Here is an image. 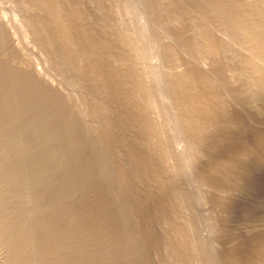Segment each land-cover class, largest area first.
I'll return each mask as SVG.
<instances>
[{"label":"rangeland","instance_id":"rangeland-1","mask_svg":"<svg viewBox=\"0 0 264 264\" xmlns=\"http://www.w3.org/2000/svg\"><path fill=\"white\" fill-rule=\"evenodd\" d=\"M6 1L0 0V4H2V5H0V13L2 15H5V18L9 22L10 26L12 25L11 29H12V31L14 30L13 31L14 33L16 32L15 35H17L16 36L17 40L19 39L20 45L21 46L23 45L22 47L28 46L29 48L32 49V51L34 50V54H31V55H28V53L23 54L21 51L19 52L17 47H14L12 40L8 34V31H6L7 29L4 28V26L0 25V34H1L0 35V49H2V50H0V171H1L0 172V181H1L0 182V219H1L0 220V226H1L0 227V237L1 238L0 239L2 241L5 239L8 250H10L8 252L9 258L7 259L6 262L9 264H19V263L20 264H41V263L42 264H63L64 262H65L64 264H75V263L76 264H79V263L80 264H93V263L94 264H97V263L98 264H177L176 262H178V264H180V263L185 264V262H187V260L185 258H187V257L191 258V255L188 254V251H187L188 246L186 244V241L180 242L178 238H180V236H183L184 238L183 237L182 238L185 239L186 238V235H185L186 232H185L184 227L182 228L183 225L181 226V224L177 222L176 217L174 215L176 214L177 206L179 204L184 205V199L185 198L190 199L189 197H186V194H188L189 196H192V197H195V196H196V198L198 196L200 197V198H198L200 200V201L198 200L199 202L193 198H192V200H196V201L191 202L192 200L190 199L191 204L188 203L189 200L187 201L185 199L186 205L189 204V206H190L192 204H195V205H192L190 207V209H193V210L195 208V210L200 211V210H198V209H200L199 208L200 206L198 204H200V202H202V200L204 202V199H201V195H202V197L205 198L206 202L209 200L211 201V198H212V201H214L216 203L215 204L214 202H212L209 204L210 210L213 211L212 212V215H213L212 219L216 217V219H215L216 221L215 220L213 221L216 224H218L220 221L219 224L221 225V222H223L222 226H224V228L222 226L219 228H218V226H216V228H218L219 230L218 229L215 230L216 228L214 229V231L212 230L213 232H215V234L212 233V231L210 232V227H207V229H205L206 228L205 226L207 225L205 222H207V220L203 219V215L198 216L197 213L201 214L199 212H197L194 215V221L199 223V225H200V221H198L196 219H198V218L201 219V217H202V219L205 220L204 222H202L203 220H201V224H202V225H200V226H202L201 231H203V233H206L209 231L210 233L208 232V233L204 234L206 236L208 235L207 236L208 238H206V236H204V237L206 239H209V241H211V244H215V246H218L217 248H219V247L222 248L221 250H223V251H221L219 248V250L221 251L222 258H224V261L222 260V264H235L236 262H237L236 264H251V263L252 264H264V250H263L264 249V185H263L264 184V174H263L264 173V120H263L264 118L263 119L261 118L263 120L262 121L259 117H257L255 114H253V112L250 113L248 110H246L248 108H245L246 107L245 106V103H246L245 98H248L247 95L249 93L248 88L251 90L252 87H251V84H248L249 82L248 83H247V81L244 82L245 80L242 78L244 76V75H241V73L243 74L242 69L244 67H245L244 69H246V66H243V67H241V66L243 65L242 62L245 63L246 60L242 61L243 59H240V56H241V58L245 57V59L248 58L246 56H249L251 58V56H252L251 54H253L254 57L252 56V59L258 57L257 59L260 61L259 62L260 64H263L261 62L264 61L263 60L264 59V34H262V33H264V31H263V29L260 28V27L264 26V21H262L263 24L261 23V20H264V17L261 16V15H264V14H261V13H264L263 12L264 10L261 12L258 9H256V6H255L256 0H249V1L246 0L247 2L245 0H237V3H236V0H222L223 2L221 0H210V1L209 0H193V2H192V0L191 1L190 0H167V2L165 0L164 1L163 0H153V1L152 0H143V1L141 0L142 2L137 0V3H136L137 5L136 4L133 5L134 3L132 2V0H130L129 3H133L132 5L135 8V9L132 8V14H131V12H130V14L133 16L137 14L135 16V19L133 16H132L133 18L131 16H128L127 19L125 18L126 15L129 13V11L131 10V8H129L130 10H128V7H130V6H128L127 7L128 11L123 10L124 8L122 7V5L124 3H122V2H124V1L121 2V0H115V1L114 0H109V1L108 0H8L7 2ZM138 1H139V3H138ZM195 1H197V2H195ZM127 2H128V0H127ZM134 2H136V1H134ZM163 2H164V4H163ZM129 3H128V5H129ZM142 3L144 6L142 5ZM220 3H223V7H222V4H220ZM246 3H248V4H246ZM7 4H9L10 7ZM13 4H14V6H12ZM238 4H240V5H238ZM243 4L246 5L247 8H246V6L244 7ZM18 5L19 6L21 5L20 8L18 7ZM144 7H147V8H144ZM125 8H126V6H125ZM242 8H243V10H241ZM254 8H255V10H254ZM113 9H115V10H113ZM244 9H246V11ZM142 10H144V11H142ZM225 10H228L230 12L225 11ZM234 10H235V12L236 11L237 12L235 13ZM145 11H147V12H145ZM243 11H245L246 13ZM253 12L254 13L256 12L257 14L255 13V15H254ZM209 13H211V14H209ZM232 13H234V14H232ZM258 13H259V16H258ZM188 14H189V16H188ZM198 14H199V16H198ZM239 14H241V15H239ZM166 15H167V17H166ZM221 15H222V17H221ZM232 15H234L235 17ZM117 17H118V19H116ZM130 17H131V19H130ZM187 18H188V20H187ZM204 18H205V20H203ZM125 19H126V21H125ZM132 19L134 21L133 22L134 24L132 23ZM140 19H142V20L140 21ZM238 19H240V20H238ZM136 20H138V21H136ZM189 20H190V22H188ZM15 21H16V23L14 24ZM128 21L131 22L129 24L132 25L133 27L128 26L129 24L126 27L125 24H127ZM124 22H126V23H124ZM193 22H194V24H193ZM161 23H162V27L168 29V30L165 29L164 32H166V33L168 32L169 34L168 33L167 34L170 35V37L169 36L164 37V35L166 33H164L160 29ZM248 23L250 25H248ZM260 23H261V26L257 25ZM135 24L136 25L138 24L137 27H135L136 26ZM235 24H237V25H235ZM155 25H157V27L159 25L160 27L157 29H154ZM193 25H195V26H193ZM207 25H208V27H206ZM245 25H246V27H245ZM128 27H130V28H128ZM140 27L142 29H144V31ZM243 27H245L248 30H246ZM186 28H188V29H186ZM230 28H233V29H230ZM118 29H120V30H118ZM158 29H160L163 32V35L161 32H160L161 34L158 32V31H160ZM145 30L147 31V34H146ZM156 30H157V32H156ZM250 30H252V31H250ZM140 31H141V33H143V34H141V36L143 35L145 37V39L148 38L147 41L144 39L143 36L141 37L140 35H138V34H140ZM180 31H181V33H180ZM196 31H199V32H196ZM231 31H232V33H231ZM243 31L247 32V33L250 32L249 35H252L251 37H255V34H257V35L259 34L258 35L259 38L256 35V37L258 39L256 37H255L256 39L255 38H253V39L256 40V44L258 43L261 46L260 45L258 46V44H257L256 47L254 48L255 42L251 43V46L253 45L252 46L253 48L250 45L247 46V42H248L247 38H250V37H249V35H247V33L244 34ZM260 31H262V33H260ZM59 32L62 33V35L67 34L66 35L67 39L64 38L65 35H63L64 36L63 37ZM67 32H69V33H67ZM135 32H137V33H135ZM215 32H217V33H215ZM242 32H243L244 36H243ZM241 34H242V36H241ZM161 35H162V37H161ZM192 35L193 36L198 35V36L197 37L194 36V38H193ZM135 36H137V37H135ZM245 36H247V38ZM49 37H50V39H48ZM199 37H201L202 39L200 40ZM241 37H242V39H241ZM243 37H244V39H243ZM120 38H121V40H120ZM159 38H161V39H159ZM168 38H170V39L168 40ZM171 38L175 39V40H173V43H172ZM223 38L225 41L223 40ZM69 40H70V42H69ZM241 40H243V41H241ZM245 40H247L245 42V44H246L248 50L245 47V45L240 44V42L242 43ZM145 41L148 43H146ZM189 41H190V43H189ZM201 41H202V43H201ZM206 41H208L209 44H207L208 42H206ZM22 42H24V43H22ZM219 42L221 45L219 44ZM177 43H178V45H177ZM261 43H263V45ZM145 44H147V45H145ZM201 44H203V45H201ZM121 45H122V47H121ZM150 45H151V47H153V46H154V48L156 47L157 52L155 51V53H154L153 52L154 50L150 47ZM157 45H159V46H157ZM161 45L163 48L161 47ZM214 45H216V46H214ZM241 45H243V48L245 47L247 51L246 50L242 51L243 48L242 49L240 48ZM192 46L194 48H192ZM5 47H7V48H5ZM201 47L202 48L204 47L203 50ZM208 47H210L211 50ZM229 47H230V50H229ZM238 47H239V50H238ZM249 47L252 48V49L251 48L250 49L253 50V52L251 50H249ZM221 48H223V49H221ZM257 48H258V50H257ZM128 49L130 51H128ZM143 49L145 51L147 50L149 54H147V52H145L146 54L143 53L144 52ZM160 49H162V50H160ZM183 49H184V51H183ZM196 49H198V51L200 50V52H203L202 54H204L205 56H208L209 54L211 55V56H208L209 58L206 57L210 61V64H211L210 66L211 67L213 66L209 71L210 73L202 70V68L199 65H198L199 66L198 67L196 63H194V64L192 63L195 61H191V60L189 61L188 60L191 58L193 59L192 55L195 54L194 53L195 51L193 52L192 50H196ZM159 50L161 53L159 52ZM163 50H164V53H163ZM206 50H209V53ZM150 51H152V53ZM211 51L213 52L214 55H212ZM240 51H242V52H240ZM248 51H250V52H248ZM57 52H59V53H57ZM61 52H62V54H61ZM75 52H77V53H75ZM182 52H187V53L190 52L188 54L190 56V58H187V61L185 59L186 57H188L187 53H185L187 56L185 54H184L185 55L184 56V55H181ZM192 52H193V54H192ZM217 52H219V53H217ZM230 52H232L231 54L234 53V55H231ZM6 53L7 54L9 53V54L7 55ZM126 53H128L129 55H131V54L132 55L129 56ZM133 53L135 55H133ZM260 53H261V55H260ZM154 54H156V55H154ZM254 54H256V55H254ZM22 55H24V56H22ZM36 55H38V56L36 57ZM59 55H61V56H59ZM79 55H80V57H77ZM145 55H147V58L150 59L149 60L150 62L152 61L151 64L154 66L153 70L160 68V70H156L160 74V75H158V73H156L158 75V78H161V80H162V82H161V80L159 79L160 85L158 84L159 81H157L158 78L155 77L154 72H156V71L152 70V72L154 74V75L153 74L152 75H153V77H155V80L152 79V77H151L152 75L150 77H148L150 72L148 74H146L147 73L146 71H145L146 73L142 71V69L145 70L144 69L145 67L143 68L142 66H144V64H146V66H147V63H144V62H147V58L145 57ZM148 55H150V56H148ZM174 55H176V56H174ZM262 55H263V57H262ZM8 56H9V59H8ZM143 56L145 57L144 59H143ZM218 56L219 57L221 56V57L219 58ZM163 57H165V58H163ZM237 57H239V58H237ZM260 57L262 58V60ZM232 58L233 59L237 58V61L233 62ZM13 59L15 62L13 61ZM131 59H135L136 61L131 60ZM137 59H138V61H137ZM74 60H76V61H74ZM51 61H52V63L53 62L54 63L51 64ZM133 61H135V62H133ZM139 61L140 62L142 61L143 63L139 65V63H140ZM161 61H162V63H161ZM185 61H186V63H185ZM21 62H23L24 64L26 63L25 64L26 66L28 64H31V65L36 64L40 69L42 68V70L47 72V73L49 70L50 72L48 74H50L49 75L50 78L55 83H57L59 85H60V83H59L60 79L59 78H61L62 75L64 74L63 77L64 76L66 77V79H65V81L67 80L66 83L67 82L70 83L72 80L71 83L74 84L76 82L74 85L77 87L79 85L80 88L79 87L77 88L78 92L76 94H71V92L68 90V87L64 85L65 81L62 77L61 78V80H63L62 87H63L65 93L62 91L61 92L60 91L55 92V89H53V90L49 89L45 84H43L41 81H39V79H37L33 75V73L31 72L32 69H31V67L29 68V65H28V67H25V65L23 64L25 68L21 69V68H23ZM67 62H69V63L67 64ZM74 62H76V63L78 62V63L76 64ZM137 62H138V64H137ZM153 62H154V64H153ZM220 62H221V64H220ZM249 62H250V64H252L251 59ZM123 63H125V64H123ZM240 63H241V65H239ZM116 64H118V65H116ZM187 64H190V65H187ZM250 64L245 63V65H250ZM71 65H72V68H71ZM14 66H15V68H13ZM52 66H53V68H52ZM54 66H55V68H54ZM85 66L87 68H84ZM155 66H157L158 68H156ZM195 66H197V67H195ZM239 66L242 68L241 70H239L240 69ZM119 67H120V69H119ZM176 67H177V69H176ZM186 67H188V68H186ZM225 67H227V68L229 67V70L234 69V70H232V72H236L238 69V71H237L238 75H241L242 77H239V78L237 77L235 79L236 85H234V83H232L230 81V79L224 74L226 72V70H228V69H224ZM263 67L260 66V68L262 69L261 73H263V75H264V68ZM26 68L27 69L29 68L30 71L27 70ZM60 68H62V69H60ZM75 68H77V69H75ZM79 68H81L80 71H79ZM189 69H190V71H189ZM119 70H120V72H119ZM52 71L54 72V74ZM75 71H77V72H75ZM239 71H241V72H239ZM138 72H139V74H138ZM214 72H215V74H214ZM61 73H62V75H61ZM76 73H78V74H76ZM144 73H145V75H144ZM181 73H183V74H181ZM101 74L104 76H102ZM211 74H212V76H211ZM58 75H61V76L58 77ZM67 75H69L70 79L69 78L67 79V77H68ZM76 76H78V77H76ZM17 78H19L22 82H20L19 79L16 81ZM88 78H90V79H88ZM144 78H146V79H144ZM149 78H150V80L151 79L153 80V81L151 80L152 83L154 81H157V84H156L157 86L154 84L156 82H154L151 85ZM227 78H228V80H226ZM28 79H29V82H28ZM82 79L84 80V82ZM190 79H193V80H190ZM238 79L244 80V81L242 80L244 82L243 83L244 86H242L243 84L240 83L241 81H239ZM120 80H121V82H120ZM145 80H146V82H145ZM142 81H144V82H142ZM34 82H36V83H34ZM147 82H149V83H147ZM237 83H239V85ZM246 83H247V85H246ZM240 84H242V85H240ZM38 85H40V88L37 87ZM135 85H136V88H135ZM43 86H45V87L43 88ZM151 86H153V87H151ZM177 86H179V87H177ZM245 86H246V88H245ZM69 87H71V85ZM178 88H179V90H178ZM96 89H97V91H96ZM146 89H147L148 93H145V92H147ZM44 90H46V91H44ZM129 90H131V91H129ZM173 90H174V93H173ZM227 90H229V91L226 93L225 91H227ZM41 91H43V92H41ZM232 91H234V92H232ZM243 91H247L248 93L247 92L243 93ZM260 91L262 93L259 91H257V93L255 92V94H254L255 96L253 95L254 98H256V99H258L259 97H261V99L263 98L264 89L260 90ZM165 92L167 93V95ZM160 93H162V94H160ZM258 93H260L262 95H260ZM31 94H32V96H31ZM146 94H148L149 96ZM205 94H206V96H205ZM239 94H240L241 98L239 97ZM256 94L259 95V96H257L258 98L256 97ZM134 98H135V100H134ZM152 98H153L154 102L160 101L158 103L165 105V106H163V105L161 106V104H159L161 106V109L164 108V113L166 111L169 113L168 114L166 112V114H168L167 116L169 117V118H167L168 123L166 122L167 119H164L165 120L164 124H166L167 127H165L166 125L165 126L162 125L163 123L161 125L159 123H158V125H156L157 124L156 122L154 123L155 120L152 119L153 116L151 115L152 113L150 112L151 110H149L150 107L148 104L149 100ZM103 99H106V100H103ZM126 99H127V102H126ZM144 99H146V100L148 99V101L146 102V100H144ZM212 99H213V101H212ZM261 99L259 98L258 100H261ZM170 100H172V101H170ZM238 100H239V102L241 101L240 104H239ZM262 100L264 101V99H262ZM96 101H97V103H96ZM110 101H112V102H110ZM140 101H142V102H140ZM168 101H169V103H168ZM54 102H56V103H54ZM151 102H152V100H151ZM151 102H149V103L151 104ZM188 102H189V104H187ZM247 102H248V100H247ZM259 102H261V101H259ZM25 103H27V104H25ZM80 103H81V105H80ZM262 103H264V102H262ZM262 103H260L261 106H263ZM51 104H52V106H51ZM71 104H72V106H71ZM61 105H63V106H61ZM188 105H190L189 108H188ZM61 107H62V109H61ZM64 107H65V109H64ZM182 107H184V108H182ZM227 107H228V109H227ZM238 107L240 109L245 108L243 110L244 113L242 112V110L240 112V109ZM247 107H248V105H247ZM54 108L57 110H55ZM104 108L105 109L107 108V109L105 110ZM136 108H138V109H136ZM262 108L263 107H261V109ZM123 111H124V113H123ZM183 111H185V112H183ZM263 111H264V108H263ZM175 112H177L178 114ZM236 112L239 114H237ZM64 113H65V115H64ZM98 113L99 114L101 113V115H99ZM240 113H243V115ZM73 114H74V116H73ZM92 114L93 115L95 114V116H97V117L92 116ZM170 114L172 116L174 115L173 117L175 119ZM179 114H180V116H179ZM39 115H40V117H39ZM210 115H211V117H210ZM250 115L252 117H250ZM113 116H114V118H113ZM170 116L173 118V120H174L173 122H175V123H173V122H172L173 124L170 123L172 121ZM60 117L61 118L63 117V118L61 119ZM83 117H85V118L87 117V119H85ZM90 117H92V118H90ZM245 117H246V119H245ZM20 118H21V120H20ZM55 118H57V119H55ZM95 118H97V119H95ZM257 118H258V120H257ZM25 119H26V121H25ZM48 119H50V120H48ZM83 119H85V120H83ZM92 119L94 120V122ZM169 119H170V122H169ZM180 119H181V121H180ZM247 120L249 122H247ZM69 121H71V123ZM257 121L259 124L256 123ZM29 123H30V125H29ZM82 123H83V125H82ZM94 123L97 125H95ZM99 123L101 126H98ZM127 123H129V124H127ZM144 123L145 124L147 123V124L145 125ZM188 123L191 125H189ZM253 123H255V124H253ZM186 124H187V126H186ZM257 124L260 126V128ZM20 126H22V127H20ZM149 126L151 128H149ZM168 126H171L170 130H168L169 129ZM178 126H179V128H178ZM115 127H117V128H115ZM160 127L161 128L165 127L162 129L163 131L166 129L165 134H168V132L172 131V127H173V129L175 127L174 130L177 131L178 134L176 135V133L174 131L173 132L175 133L174 137H176L177 140L172 141V139L174 138L172 132H171V134L169 133V135L170 136L172 135V136L170 138H168L169 135H166L167 136L166 138L171 139L170 142H172V143L174 142L173 144L175 145L176 151H177V147L179 146L178 145L179 140L181 142H182V140L184 141L187 149H188V147H187L188 144L190 145L189 149L194 144L195 146L193 145V147H194L193 149H194V151H195V149L197 150V152H195V155L193 156L195 158L192 159L193 157L189 158L190 156L188 154L187 155L184 153L182 154V152H184L183 149L185 148V146H183L184 148L181 146V148H183V149L180 148L182 150V152L177 151L178 153H176L175 149H173L174 145L171 144L173 148L171 147L172 151H170V149H169V151L171 154H173L172 152L174 150V155L176 156V157L174 156V158H175L174 163L177 162L178 160L180 162V163L178 162V164L175 163V165L177 164L175 171L178 170L177 172L180 173V175L183 174L182 176H180L178 173H177L178 175H176V173L174 172L176 175L175 180H174L175 176L173 175V177H171V175H172L171 173H170L171 175L169 176V174H168L169 171L168 172L166 171L167 169H165L166 167L164 166L165 162H164L163 156L158 155L159 153H157L155 150L156 146H162V147L168 146L167 150H168V148H170L169 146H171L169 141H167L169 144L167 142H165L166 138L163 137V135H164V134L162 135L163 132L158 133L159 131H162V130H160L161 129ZM242 127L244 129H242ZM255 127H257V128H255ZM43 128L45 131L42 130ZM73 128H74V130H73ZM213 128H215V129H213ZM76 129L78 132L75 131ZM119 129H121V130L119 131ZM155 129L156 130L158 129L157 130L158 132L154 133ZM85 130H88V131H85ZM103 130H105V131H103ZM139 130H140V133H139ZM56 131H57V133H56ZM29 132H31V133H29ZM73 132L74 133L76 132V133L74 134ZM105 132H106V134H104ZM127 132H129V133H127ZM181 133H184V134H181ZM203 133H205V134H203ZM36 134H37V136H36ZM48 134H49V136H48ZM51 134H53L52 137H51ZM193 134H194V136H193ZM224 134H226V135H224ZM46 135L48 136V138ZM179 135L181 137L184 136L183 139L181 138L182 140L180 138H178ZM86 136H87V138H86ZM103 136H104V138H103ZM195 136L197 137V139ZM186 137L188 138V140ZM46 138H47V140H46ZM76 139H77V141H76ZM256 139L257 140L259 139V141H257ZM33 140H35V141H33ZM59 140H60V142H59ZM153 141H155V142L153 143ZM157 141L159 143H156ZM187 142H188V144H187ZM150 143H151V145H150ZM152 143L155 146H153ZM163 143H165V144L163 145ZM198 143H200V144L198 145ZM203 143H205V144H203ZM21 144H23L24 146H22ZM105 144H106V146H105ZM160 144H162V145H160ZM127 145H128V147H127ZM18 146H19V148H18ZM96 148H98L99 150ZM151 148H153V149H151ZM20 149H24V150H20ZM26 149H28V150H26ZM75 149H77L78 152ZM89 149H90V151H89ZM253 149H255L256 151ZM178 150H179V148H178ZM247 150H248V152H247ZM67 151H69V152L67 153ZM92 151H94V152H92ZM169 151H167V152L169 153ZM15 152H16V154H15ZM63 152H65V154ZM185 152H186V150H185ZM199 152H201V153L199 154ZM19 153H21V154H19ZM41 153L43 154V156L41 155ZM73 153H74V155H73ZM196 153H198V156L196 155ZM218 153H220V155ZM221 153H222V155H221ZM49 154H51L50 156L52 158L50 156H48ZM98 154L100 155V158H99ZM176 154L177 155H183L184 157L187 156L186 160H187L188 164H190V165L192 163V160L193 161L195 160L198 163L200 162L199 163L200 165L197 163V165L195 167L194 165L196 163L194 161V163H193L194 165L192 164V166H194L197 169V170L194 169L195 171H200L201 174L205 173V172L212 174L211 176H209V174H206V173L202 174L205 179H207L208 177L210 178V179H207V180H209V182L208 181L204 182L206 180H204V178L201 177L202 175L199 172H198L199 175L195 172L197 174L196 178L194 177V176H196V174L192 175V177H191V175H188L187 173H186L187 175H185L184 170L186 171V168L184 166L187 165L186 164L187 162L186 163L184 162L185 159L183 156L182 157L178 156V158H177ZM22 155H24V156H22ZM59 155L60 156L62 155V156L60 157ZM102 156L104 158H101ZM116 156H118V157H116ZM222 156H224V157H222ZM79 157H81V159ZM133 157H134V160H133ZM179 158L181 159V161H182V159H184L183 162H181ZM176 159H178V160L176 161ZM188 159L191 161L189 162ZM33 160H34V162H33ZM86 160H87V162H86ZM143 160H145V161H143ZM11 161H12V163H11ZM102 161H104V162H102ZM136 161H139L140 163L136 162ZM111 162L113 164H111ZM182 163H183V165L185 164L182 167V169L185 168L183 170L184 173L181 171L179 172V170H182V169H181V166L178 167V165L182 164ZM219 163H221L220 164L221 168L223 167L221 169V170H224V171H222L223 173L221 171L219 172V170H220L219 169V167H220ZM44 164H46V165H44ZM89 164H90V166H89ZM94 164H96L97 166ZM145 164H147V166ZM21 165H23V166H21ZM43 165H44V167H43ZM86 165H87V168H85ZM151 165L154 168H152ZM102 166L104 169L102 168ZM32 167H34V169ZM92 167H93V169H90ZM136 167H138V168H136ZM177 167H178V169H177ZM216 167H218V168H216ZM36 168H37V170H36ZM76 168L78 169V171ZM200 168L201 169L203 168L202 170L205 172H203ZM92 170H94V171H92ZM104 170L107 173H105ZM37 171H38V173H37ZM97 171L99 173H97ZM165 171L167 174L164 173ZM207 171H209V172H207ZM214 171L217 172L216 174H218V175H219V173L220 174L222 173L221 174L222 176L221 175L217 176L215 173H212ZM48 172H49V174H48ZM95 173H96V175H95ZM147 173H148V177H147ZM101 174H103V175H101ZM114 174H115V176H114ZM49 175H50V177H49ZM138 175L139 176L141 175L142 178L138 177ZM184 175L186 177L189 176L190 179L188 177H187L188 179L186 177L183 178ZM204 175L205 176L208 175V176L205 177ZM38 176H39V178H37ZM70 177H71V179H70ZM109 177H111V178H109ZM179 177L182 178L184 181L186 179L187 184H188V180L189 181L195 180L194 182L197 183V186L199 184H201L200 186H203V187L198 189L199 186L197 187L196 184L193 182H192V184L196 190L194 189L193 186L188 185V187H187V185H185L186 181L183 182V180L179 179ZM198 177H199V179H198ZM215 177H216V179H215ZM148 178H149V180H148ZM166 178H168V179H166ZM177 178L179 180H176ZM191 178H195V179H191ZM9 179H10V181H9ZM16 179H17V181H16ZM109 179H111V180H109ZM212 179L215 181V183L218 181L216 183L217 185L213 184L214 181H212ZM202 180H203L204 184L208 183L210 186L208 184H207L208 186L204 185L202 183ZM179 181L181 184L179 183ZM84 182H86V183H84ZM109 182H110V184H109ZM141 182H142V184H141ZM153 182H154V184H153ZM157 182H159L158 184L162 185V186L159 187V185H157L158 186V188H157V186L155 185ZM198 182H200V183L198 184ZM238 182H239V184H238ZM76 183H77V185H76ZM177 183L180 184L179 187L181 185H184V186H181L179 188V187H177L178 185H175ZM231 183H233V184H231ZM32 184H34L36 187H34V185H32ZM2 185H4V186H2ZM142 185H145V186H142ZM212 185L213 186L215 185L214 189H218V190H216V193H218V191H219L220 194L219 193L216 194L215 191H210L213 189ZM224 185H226V186H224ZM25 186H27V187H25ZM124 186H126V187H124ZM148 186H150V187L148 188ZM172 186H174V187H172ZM205 186L210 189L209 190L210 193L205 191L206 189H208V188H204ZM57 187H59V188H57ZM183 187L187 190L181 189ZM211 187H212V189H211ZM221 187H222V189H221ZM160 188L163 191H160ZM188 188L190 189L189 190L190 193H188V192L182 193L183 191H188ZM16 189H18V190H16ZM36 189H38V190H36ZM52 189H54V190H52ZM102 189H103V191H102ZM237 189H239V190H237ZM117 190H119V191H117ZM191 190H195V192L200 191L201 195H198L199 193L196 192L197 195L195 194V196H194V194H192L193 191H191ZM17 191H20V193H18ZM158 191H160V192H158ZM179 191H180V193H179ZM204 191H205V194H204ZM27 193L29 195H26ZM211 193H213V194L215 193V195H213ZM94 194H96V195H94ZM25 195L28 196L29 198L30 197L31 198L29 200L26 199V201H25V198H24ZM162 195H164V196L162 197ZM181 195H182V197H179ZM22 196L24 199H22ZM143 196L145 197V200H144ZM169 196H170V198L167 199ZM219 196H221V197H219ZM217 198H219V199H217ZM131 199H133V200H131ZM170 199H172V200H170ZM152 203L155 205V207ZM249 203H250V205H249ZM45 204H46V206H45ZM118 204H119V206H118ZM131 204H132V206H131ZM211 204L212 205L214 204V206H212ZM64 205H65V207H64ZM193 206H195V207H193ZM260 206H262V207H260ZM13 207H14V209H13ZM172 207H173V209H172ZM4 208H6V209H4ZM15 208H16V210H15ZM35 208H36V210H35ZM169 208L171 209V211ZM146 209H147V211H146ZM227 209H229L230 211ZM41 210H42V212H41ZM143 210H145V211H143ZM249 210H251V211H249ZM13 211H15V212H13ZM78 211H80V212H78ZM117 211H118V213H117ZM233 211H234V213H233ZM157 212L161 213V214L164 213V214H162V216H160L161 214H158ZM194 212H196V211H194ZM76 213H78V214H76ZM140 214H142V215H140ZM165 214H167V215L165 216ZM77 215H78V217L79 216L80 217L78 218ZM222 215H224V216H222ZM159 216L162 217V219L164 217L167 218V222H165L166 221L165 218H164L165 220L162 221V219ZM86 217H87V219H86ZM158 217H159V220L161 219L162 222H160L158 220ZM170 217H171V220H172V218L174 220L172 223L175 224L177 222L176 224L178 226L176 224H175L176 226H173L171 224V220L170 221L168 220ZM195 217H198V218H195ZM221 217H222V219H221ZM146 218H148V219H146ZM217 218H219V219H217ZM39 219H40V222H39ZM63 219H64V221H63ZM150 219H151V221H149ZM258 219H261V220L259 221ZM247 220H249L250 222ZM50 222H52V223H50ZM113 222L115 223V225ZM59 223H60V225H59ZM204 223H205V225L203 226ZM107 224H108V226H107ZM123 224H124V226H123ZM162 224L165 225L166 228H164V226ZM167 224L170 226H166ZM46 225H48V226H46ZM85 225H86V227H85ZM171 226H173V228L169 229V227H171ZM5 228H6V230H4ZM163 228L166 230H164ZM13 229L15 232L13 231ZM127 229H129V230H127ZM174 230H176V231H174ZM178 230H181V231H178ZM204 230H208V231H204ZM49 231H51V232H49ZM216 231L217 232L219 231V232L217 233ZM232 231H234V233ZM65 232H66V234H65ZM165 232L168 233V236L166 235L167 233H165ZM23 233H25V234H23ZM134 233L136 235H133ZM159 233H160V235H159ZM216 233H217V235H216ZM31 234H32V236H31ZM213 234L215 236H212ZM175 235L177 236L178 240L175 239L176 238ZM248 235H249V237H248ZM51 236H52V238H51ZM38 237L40 239H38ZM68 239H70V240H68ZM135 239L137 242L135 241ZM169 240H172V243ZM221 240H223L222 242H224V243H222ZM31 241H33V242H31ZM40 242L44 245H42ZM65 242H67L68 244ZM82 242H84V244ZM102 244L103 245L105 244V245L103 246ZM181 244L184 245L183 247H186L187 249L183 248L181 246ZM46 245H48V246H46ZM92 246L95 248H93ZM42 247H44V248H42ZM261 247H263V248H261ZM112 250L115 252H113ZM77 253H78V255H77ZM159 254H161V255H159ZM178 254H179V256H178ZM182 254H183L184 259L182 258ZM184 254L186 255V257H184ZM68 255H70V256H68ZM223 255H225V256L223 257ZM22 256H24V257H22ZM37 256H39V258ZM177 256L179 258H177ZM226 257H228V258H226ZM16 258H17V260H16ZM80 258L82 260H79ZM190 258L188 260H190ZM83 261H84V263H83ZM7 263H5V264H7ZM188 264H190V262Z\"/></svg>","mask_w":264,"mask_h":264},{"label":"bare ground","instance_id":"bare-ground-1","mask_svg":"<svg viewBox=\"0 0 264 264\" xmlns=\"http://www.w3.org/2000/svg\"><path fill=\"white\" fill-rule=\"evenodd\" d=\"M2 1H3V0H2ZM5 1H6V0H5ZM7 1H8V0H7ZM7 1H6V2H7ZM108 1H109V0H108ZM114 1H115V0H114ZM122 1H124V2H122ZM129 1H130V0H128V2H127V0H121V2L124 3V4L122 5V7L124 8L123 10L126 11L128 6H130V7H128V10H130L129 8H131V10L129 11V13H128V12H127L128 14L126 13V14H127L126 17H125L126 19L128 18V16H131V17L133 16V15H131V14H132V8H134L133 5H135V4L137 3V0H132V2H133L134 4H133V3H129ZM134 1H136V2H134ZM139 1H141V0H139ZM139 1H138V3H139ZM142 1H143V0H142ZM142 1H141V2H142ZM152 1H153V0H152ZM163 1H164V0H163ZM165 1L167 2V0H165ZM190 1H191V0H190ZM209 1H210V0H209ZM221 1H222V0H221ZM245 1H246V0H245ZM248 1H249V0H248ZM154 2H155V1H154ZM169 2H170V1H169ZM186 2H187V1H186ZM192 2H193V0H192ZM195 2H197V1H195ZM219 2H220V1H219ZM222 2H223V1H222ZM246 2H247V1H246ZM255 2H256V4H255L256 9H258L259 11L262 12V11L264 10V0H256ZM255 2H254V3H255ZM4 3H5V2H4ZM8 3H9V2H8ZM11 3H12V2H11ZM128 3H129V5H128ZM143 3H144V2H143ZM143 3H142V5H143ZM157 3H158V2H157ZM199 3H200V2H199ZM236 3H237V0H236ZM236 3H235V4H236ZM250 3H251V2H250ZM117 4H118V3H117ZM117 4H116V5H117ZM132 4H133V5H132ZM144 4H145V3H144ZM160 4H161V3H160ZM163 4H164V2H163ZM220 4H222V7H223V3H220ZM229 4H230V3H229ZM246 4H248V3H246ZM0 5H2V4H0ZM7 5L9 6V4H7ZM41 5H42V4H41ZM124 5L126 6V8H125ZM136 5H137V4H136ZM158 5H159V4H158ZM238 5H240V4H238ZM249 5H250V4H249ZM12 6H14V4H13ZM20 6H21V5H20ZM20 6L18 5L19 8H20ZM22 6H23V5H22ZM117 6H118V5H117ZM143 6H144V5H143ZM163 6H164V5H163ZM177 6H178V5H177ZM192 6H193V5H192ZM198 6H199V5H198ZM201 6H202V5H201ZM219 6H220V5H219ZM224 6H225V5H224ZM229 6H230V5H229ZM229 6H228V7H229ZM243 6L245 7L246 5L243 4ZM255 6H254V7H255ZM9 7H10V6H9ZM25 7H26V6H25ZM118 7H119V6H118ZM194 7H195V6H194ZM199 7H200V6H199ZM228 7H227V8H228ZM144 8H147V7H144ZM160 8H161V7H160ZM160 8H159V9H160ZM164 8H165V7H164ZM210 8H211V7H210ZM237 8H238V7H237ZM246 8H247V6H246ZM250 8H251V7H250ZM24 9H25V8H24ZM119 9H120V8H119ZM134 9H135V8H134ZM136 9H137V8H136ZM157 9H158V8H157ZM170 9H171V8H170ZM196 9H197V8H196ZM204 9H205V8H204ZM216 9H217V8H216ZM216 9H215V10H216ZM25 10H26V9H25ZM109 10H110V9H109ZM113 10H115V9H113ZM128 10H127V11H128ZM139 10H140V9H139ZM145 10H146V9H145ZM154 10H155V9H154ZM163 10H164V9H163ZM171 10H172V9H171ZM194 10H195V9H194ZM221 10H222V9H221ZM230 10H231V9H230ZM241 10H243V8H242ZM244 10L246 11V9H244ZM254 10H255V8H254ZM258 10H257V11H258ZM142 11H144V10H142ZM155 11H156V10H155ZM159 11H160V10H159ZM168 11H169V10H168ZM177 11H178V10H177ZM225 11H228V10H225ZM232 11H233V10H232ZM245 11H243V12H245ZM247 11H248V10H247ZM130 12H131V14H130ZM134 12H135V11H134ZM137 12H138V11H137ZM145 12H147V11H145ZM190 12H191V11H190ZM219 12H220V11H219ZM228 12H230V11H228ZM234 12H235V10H234ZM236 12H237V11H236ZM236 12H235V13H236ZM263 12H264V11H263ZM158 13H159V12H158ZM168 13H169V12H168ZM178 13H179V12H178ZM192 13H193V12H192ZM204 13H205V12H204ZM207 13H208V12H207ZM223 13H224V12H223ZM238 13H239V12H238ZM245 13H246V12H245ZM255 13H256V12H255ZM255 13L253 12L254 15H255ZM111 14H112V13H111ZM145 14H146V13H145ZM155 14H156V13H155ZM190 14H191V13H190ZM196 14H197V13H196ZM209 14H211V13H209ZM229 14H230V13H229ZM232 14H234V13H232ZM250 14H251V13H250ZM250 14H249V15H250ZM256 14H257V13H256ZM261 14H264V13H261ZM136 15H137V14H136ZM136 15L133 16L134 19H135V16H136ZM138 15H139V14H138ZM143 15H144V14H143ZM143 15H142V16H143ZM226 15H227V14H226ZM230 15H231V14H230ZM239 15H241V14H239ZM115 16H116V15H115ZM115 16H114V17H115ZM121 16H122V15H121ZM140 16H141V15H140ZM188 16H189V14H188ZM196 16H197V15H196ZM198 16H199V14H198ZM200 16H201V15H200ZM213 16H214V15H213ZM219 16H220V15H219ZM232 16H234V15H232ZM236 16H237V15H236ZM252 16H253V15H252ZM258 16H259V13H258ZM261 16L264 17V15H261ZM119 17H120V16H119ZM131 17H130V19H131ZM133 17H132V18H133ZM138 17H139V16H138ZM138 17H137V18H138ZM157 17H158V16H157ZM159 17H160V16H159ZM166 17H167V15H166ZM169 17H170V16H169ZM192 17H193V16H192ZM204 17H205V16H204ZM211 17H212V16H211ZM216 17H217V16H216ZM221 17H222V15H221ZM229 17H230V16H229ZM234 17H235V16H234ZM263 17H262V18H263ZM123 18H124V17H123ZM151 18H152V17H151ZM172 18H173V17H172ZM178 18H179V17H178ZM195 18H196V17H195ZM214 18H215V17H214ZM214 18H213V19H214ZM230 18H231V17H230ZM111 19H112V18H111ZM116 19H118V17H117ZM126 19H125V21H126ZM130 19H129V20H130ZM147 19H148V18H147ZM189 19H190V18H189ZM236 19H237V18H236ZM236 19H235V20H236ZM252 19H253V18H252ZM255 19H256V18H255ZM15 20H16V19H15ZM123 20H124V19H123ZM138 20H139V19H138ZM138 20H136V21H138ZM141 20H142V19H140V21H141ZM162 20H163V19H162ZM166 20H167V19H166ZM176 20H177V19H176ZM187 20H188V18H187ZM203 20H205V18H204ZM215 20H216V19H215ZM238 20H240V19H238ZM248 20H249V19H248ZM256 20H257V19H256ZM9 21H10V20H9ZM28 21H29V20H28ZM130 21H131V20H130ZM148 21H149V20H148ZM174 21H175V20H174ZM180 21H181V20H180ZM183 21H184V20H183ZM192 21H193V20H192ZM195 21H196V20H195ZM207 21H208V20H207ZM221 21H222V20H221ZM262 21H264V20H261V23H262ZM11 22H12V21H11ZM118 22H119V21H118ZM133 22H134V21H133V19H132V23H133ZM160 22H161V21H160ZM168 22H169V21H168ZM181 22H182V21H181ZM188 22H190V20H189ZM15 23H16V21L14 22V24H15ZM29 23H30V22H29ZM124 23H126V22H124ZM124 23H123V24H124ZM129 23H131V22L128 21V23L125 24L126 27H127V25H128ZM137 23H138V22H137ZM142 23H143V22H142ZM164 23H165V22H164ZM238 23H239V22H238ZM261 23H260V24H257V25L261 26ZM19 24H20V23H19ZM119 24H120V23H119ZM121 24H122V23H121ZM133 24H134V23H133ZM139 24H140V23H139ZM157 24H158V23H157ZM193 24H194V22H193ZM195 24H196V23H195ZM202 24H203V23H202ZM242 24H243V23H242ZM245 24H246V23H245ZM254 24H255V23H254ZM262 24H263V23H262ZM0 25H1V26H4V28L7 29L6 31H8V34H9L11 40H12V43H13L14 47H17V49H18L19 52L21 51L23 54H25V53L27 54V53H28V55L34 54V50L32 51V49L29 48L27 45H26L27 47H22L23 45H22V46L20 45V43H19V39L17 40V37H16L17 35H15L16 32L14 33V32H13L14 30L12 31V29H11V26H12V25L10 26L9 22H8V21L6 20V18H5V15H2L1 13H0ZM135 25H136V24H135ZM137 25H138V24H137ZM137 25H136L135 27H137ZM159 25H160V24H159ZM159 25H158V27H157V25H155V26H154V27H155L154 29H157V28H159V27L161 26L160 29H161L163 32H164L165 29L168 30L167 28L162 27V23H161L160 26H159ZM172 25H173V24H172ZM176 25H177V24H176ZM176 25H175V26H176ZM189 25H190V24H189ZM200 25H201V24H200ZM200 25H199V26H200ZM221 25H222V24H221ZM235 25H237V24H235ZM243 25H244V24H243ZM248 25H250V24L248 23ZM13 26H14V25H13ZM117 26H118V25H117ZM119 26H120V25H119ZM122 26H123V25H122ZM128 26H132V25L129 24ZM141 26H142V25H141ZM163 26H164V25H163ZM173 26H174V25H173ZM193 26H195V25H193ZM213 26H214V25H213ZM218 26H219V25H218ZM222 26H223V25H222ZM229 26H230V25H229ZM241 26H242V25H241ZM132 27H133V26H132ZM146 27H147V26H146ZM152 27H153V26H152ZM168 27H169V26H168ZM206 27H208V25H207ZM236 27H237V26H236ZM236 27H235V28H236ZM239 27H240V26H239ZM245 27H246V25H245ZM245 27H243V28H245ZM255 27H256V26H255ZM14 28H15V27H14ZM17 28H18V27H17ZM128 28H130V27H128ZM140 28H141V27H140ZM176 28H177V27H176ZM194 28H195V27H194ZM194 28H193V29H194ZM250 28H251V27H250ZM253 28H254V27H253ZM260 28L263 29V31H264V26H263V27H260ZM61 29H62V28H61ZM66 29H67V28H66ZM122 29H123V28H122ZM133 29H134V28H133ZM137 29H138V28H137ZM137 29H136V30H137ZM141 29H142V28H141ZM154 29H153V30H154ZM160 29H158V30H160ZM186 29H188V28H186ZM207 29H208V28H207ZM230 29H233V28H230ZM239 29H240V28H239ZM245 29H246V28H245ZM118 30H120V29H118ZM128 30H129V29H128ZM142 30L144 31V29H142ZM161 30L158 31V32H159V33L161 32L162 35H163V32H162ZM171 30H172V29H171ZM184 30H185V29H184ZM196 30H197V29H196ZM203 30H204V29H203ZM246 30H248V29H246ZM3 31H4V30H3ZM130 31H131V30H130ZM130 31H129V32H130ZM145 31H146V30H145ZM200 31H201V30H200ZM208 31H209V30H208ZM221 31H222V30H221ZM244 31H245V30H244ZM244 31H243V32H244ZM250 31H252V30H250ZM17 32H18V31H17ZM60 32H61V31H60ZM60 32H59V33H60ZM137 32H138V31H137ZM137 32H135V33H137ZM156 32H157V30H156ZM192 32H193V31H192ZM196 32H199V31H196ZM204 32H205V31H204ZM234 32H235V31H234ZM239 32H240V31H239ZM243 32H242V34H243ZM18 33H19V32H18ZM67 33H69V32H67ZM122 33H123V32H122ZM133 33H134V32H133ZM161 33H160V34H161ZM164 33H166V32H164ZM167 33H168V32H167ZM167 33H166V34H167ZM175 33H176V32H175ZM175 33H174V34H175ZM180 33H181V31H180ZM215 33H217V32H215ZM223 33H224V32H223ZM231 33H232V31H231ZM236 33H237V32H236ZM246 33H247V32H244V34H246ZM260 33H262V31H260ZM20 34H21V33H20ZM60 34L62 35V33H60ZM130 34H131V33H130ZM141 34H143V33H141V31H140V34H138V35L141 36ZM146 34H147V31H146ZM155 34H156V33H155ZM166 34L164 35V37H166V36H169V37H170V35H168L169 33H168L167 35H166ZM171 34H172V33H171ZM199 34H200V33H199ZM242 34H241V36H242ZM244 34H243V36H244ZM249 34H250V32L247 33V35H249ZM262 34H264V33H262ZM0 35H1V34H0ZM4 35H5V34H4ZM47 35H48V34H47ZM63 35H65V34H63ZM63 35H62V36H63ZM66 35H67V34H66ZM66 35H65V37H64V36H63V37L66 38ZM69 35H70V34H69ZM133 35H134V34H133ZM138 35H137V36H138ZM162 35H161V37H162ZM187 35H188V34H187ZM189 35H190V34H189ZM217 35H218V34H217ZM232 35H233V34H232ZM256 35H257V34H255V37H256ZM258 35H259V34H258ZM258 35H257V37L259 38ZM21 36H22V35H21ZM23 36H24V35H23ZM25 36H26V35H25ZM126 36H127V35H126ZM137 36H135V37H137ZM140 36H139V37H140ZM142 36H143V35H142ZM142 36H141V37H142ZM155 36H156V35H155ZM157 36H158V35H157ZM176 36H177V35H176ZM194 36H196V35H194ZM194 36L192 35L193 38H194ZM197 36H198V35H197ZM197 36H196V37H197ZM251 36H252V35H249L250 38H247V36H245V37L248 39L247 46H249V45L251 46V43L255 42V46H254V48H255L256 45L258 44V43L256 44V40H255L257 37L255 38V37H251ZM19 37H20V36H19ZM60 37H61V36H60ZM143 37H144V36H143ZM159 37H160V36H159ZM188 37H189V36H188ZM190 37H191V36H190ZM206 37H207V36H206ZM232 37H233V36H232ZM239 37H240V36H239ZM239 37H238V38H239ZM45 38H46V37H45ZM68 38H69V37H68ZM126 38H127V37H126ZM212 38H213V37H212ZM214 38H215V37H214ZM246 38H245V39H246ZM253 38H255V39H253ZM258 38H257V39H258ZM1 39H2V38H1ZM23 39H24V38H23ZM48 39H50V37H49ZM62 39H63V38H62ZM66 39H67V38H66ZM142 39H143V38H142ZM144 39H145V37H144ZM147 39H148V38H147ZM147 39H145V40L147 41ZM159 39H161V38H159ZM169 39H170V38H168V40H169ZM199 39L201 40L202 38L199 37ZM215 39H216V38H215ZM235 39H236V38H235ZM241 39H242V37H241ZM243 39H244V37H243ZM11 40H10V41H11ZM120 40H121V38H120ZM157 40H158V39H157ZM171 40H172V43H173V40H175V39H172V38H171ZM187 40H188V39H187ZM192 40H193V39H192ZM194 40H195V39H194ZM205 40H206V39H205ZM223 40H224V38H223ZM45 41H46V40H45ZM64 41H65V40H64ZM67 41H68V40H67ZM135 41H136V40H135ZM143 41H144V40H143ZM146 41H145V42H146ZM149 41H150V40H149ZM151 41H152V40H151ZM158 41H159V40H158ZM216 41H217V40H216ZM224 41H225V40H224ZM238 41H239V40H238ZM241 41H243V40H241ZM246 41H247V40H245V41L242 42V43L240 42V44L245 45V47L247 48V46H246V44H245ZM69 42H70V40H69ZM119 42H120V41H119ZM145 42H144V43H145ZM175 42H176V41H175ZM198 42H199V41H198ZM198 42H197V43H198ZM206 42H208V41H206ZM231 42H232V41H231ZM257 42H258V41H257ZM261 42H262V41H261ZM22 43H24V42H22ZM25 43H26V42H25ZM48 43H49V42H48ZM64 43H65V42H64ZM121 43H122V42H121ZM135 43H136V42H135ZM146 43H148V42H146ZM189 43H190V41H189ZM195 43H196V42H195ZM201 43H202V41H201ZM211 43H212V42H211ZM215 43H216V42H215ZM228 43H229V42H228ZM67 44H68V43H67ZM70 44H71V43H70ZM150 44H151V43H150ZM158 44H159V43H158ZM207 44H209V42H208ZM219 44H220V42H219ZM231 44H232V43H231ZM261 44L263 45V43H261ZM68 45H69V44H68ZM145 45H147V44H145ZM167 45H168V44H167ZM167 45H166V46H167ZM177 45H178V43H177ZM182 45H183V44H182ZM182 45H181V46H182ZM190 45H191V44H190ZM190 45H189V46H190ZM201 45H203V44H201ZM220 45H221V44H220ZM229 45H230V44H229ZM243 45H241V47H240L241 49L243 48ZM259 45H260V44H258V46H259ZM4 46H5V45H4ZM9 46H10V45H9ZM132 46H133V45H132ZM137 46H138V45H137ZM142 46H143V45H142ZM157 46H159V45H157ZM170 46H171V45H170ZM175 46H176V45H175ZM199 46H200V45H199ZM207 46H208V45H207ZM207 46H206V47H207ZM212 46H213V45H212ZM214 46H216V45H214ZM252 46H253V45H252ZM252 46H251V47H252ZM258 46H257V47H258ZM260 46H261V45H260ZM2 47H3V46H2ZM11 47H12V46H11ZM68 47H69V46H68ZM121 47H122V45H121ZM150 47H151V45H150ZM161 47H162V45H161ZM161 47H160V48H161ZM222 47H223V46H222ZM233 47H234V46H233ZM245 47H244V48H245ZM251 47H249V50H251V49L253 48V47H252V48H251ZM5 48H7V47H5ZM140 48H141V47H140ZM145 48H146V47H145ZM145 48H144V49H145ZM151 48L154 50V51L152 50L154 53H155V51L157 52L156 47L154 48V46H153V47H151ZM162 48H163V47H162ZM175 48H176V47H175ZM177 48H178V47H177ZM188 48H189V47H188ZM192 48H194V47L192 46ZM201 48H202V47H201ZM203 48H204V47H203ZM203 48H202V50H203ZM208 48H210V47H208ZM214 48H215V47H214ZM227 48H228V47H227ZM244 48L242 49V51H243V50H246V48H245V49H244ZM250 48H251V49H250ZM261 48H262V47H261ZM8 49H9V48H8ZM19 49H20V50H19ZM137 49H138V48H137ZM144 49H143V50H144ZM146 49H147V48H146ZM155 49H156V50H155ZM170 49H171V48H170ZM178 49H179V48H178ZM221 49H223V48H221ZM0 50H2V49H0ZM14 50H15V49H14ZM126 50H127V49H126ZM133 50H134V49H133ZM138 50H139V49H138ZM141 50H142V49H141ZM141 50H140V51H141ZM149 50H150V49H149ZM160 50H162V49H160ZM160 50H159V52H160ZM164 50H165V49H164ZM164 50H163V53H164ZM171 50H172V49H171ZM210 50H211V48H210ZM229 50H230V47H229ZM234 50H235V49H234ZM238 50H239V47H238ZM247 50H248V48H247ZM247 50H246V51H247ZM257 50H258V48H257ZM5 51H6V50H5ZM8 51H9V50H8ZM67 51H68V50H67ZM128 51H130V50L128 49ZM128 51H127V52H128ZM152 51H150V52L152 53ZM166 51H167V50H166ZM179 51H180V50H179ZM183 51H184V49H183ZM185 51H186V50H185ZM192 51H193V52L195 51V52H194L195 54H193V52H192V54H193V55H192V56H193V59L191 58V59H188V60H189V61H190V60H191V61H195V62H192V63H193V64L196 63L197 66L199 65V66L202 68V70H204L205 72L210 73L209 71H210V69H211L213 66H212V67L210 66V65H211V64H210V61H209V59H207V58H209L208 56H211V55L209 54L208 56H205L204 54H202L203 52H200V50L198 51V49H196V50H192ZM206 51H208V53H209V50H206ZM206 51H205V52H206ZM242 51H240V52H242ZM251 51L253 52V50H251ZM254 51H255V50H254ZM259 51H260V50H259ZM68 52H69V51H68ZM124 52H125V51H124ZM134 52H135V51H134ZM145 52H147V54H149L147 50H146V51L144 50L143 53H145ZM211 52H212V51H211ZM244 52H245V51H244ZM248 52H250V51H248ZM248 52H247V53H248ZM260 52H261V51H260ZM11 53H12V52H11ZM13 53H14V52H13ZM57 53H59V52H57ZM63 53H64V52H63ZM70 53H71V52H70ZM70 53H69V54H70ZM75 53H77V52H75ZM129 53H130V52H129ZM135 53H136V52H135ZM160 53H161V52H160ZM160 53H159V54H160ZM182 53H183V54H182ZM182 53H181V55H184V54L187 53V52H182ZM189 53H190V52H189ZM189 53H187V55H188ZM217 53H219V52H217ZM225 53H226V52H225ZM231 53H232V52H230V54H231ZM235 53H236V52H235ZM6 54H7V53H6ZM8 54H9V53H8ZM8 54H7V55H8ZM61 54H62V52H61ZM64 54H65V53H64ZM126 54H128V53H126ZM145 54H146V53H145ZM165 54H166V53H165ZM165 54H164V55H165ZM172 54H173V53H172ZM215 54H216V53H215ZM237 54H238V53H237ZM258 54H259V53H258ZM4 55H5V54H4ZM39 55H40V54H39ZM71 55H72V54H71ZM128 55H129V54H128ZM131 55H132V54H131ZM131 55H129V56H131ZM133 55H135V54L133 53ZM154 55H156V54H154ZM162 55H163V54H162ZM185 55H186V54H185ZM185 55H184V56H185ZM187 55H186V56H187ZM212 55H214L213 52H212ZM231 55H234V53L231 54ZM251 55L253 56V54H251ZM254 55H256V54H254ZM260 55H261V53H260ZM260 55H259V56H260ZM22 56H24V55H22ZM37 56H38V55H36V57H37ZM59 56H61V55H59ZM82 56H83V55H82ZM125 56H126V55H125ZM148 56H150V55H148ZM174 56H176V55H174ZM174 56H173V57H174ZM194 56H195V57H194ZM226 56H227V55H226ZM252 56H251V58H250L249 56H246V57L249 58V59L247 58L248 60L245 59V57H244V58H241V56H240V59H243L242 61H245V60H246L245 63L250 64V62H249L250 59H251V63H252V64H250V65H245V63H243V62L241 61L242 64H243L241 67L246 66V69H244L245 67L242 69V68L239 66V67H240L239 70L242 69L243 74L241 73V75H244L243 77H242L241 75H238V72H237L238 69H237L236 72H232V70H234V69H230V70H231V71H230V70H229V67H228V68H227V67L224 68V69H228V70H226V72H225L224 74L230 79V81H231L232 83H234V85H236V81H235V79H236L237 77H238V78H239V77H242V78L245 80V81H244V80L242 79L244 82L247 81V83L249 82L248 84H251L252 89L250 90V89L248 88L249 91L247 90L249 93H248L247 91H243V93H244V92H247V93H248V95H247L248 98H245L246 103L244 102V103H245V106H246L245 108H248V109H246V110H248L250 113L253 112V114H255L257 117H259L260 119H261V118L263 119V118H264V111H263L264 103H262V102H264V101H263L262 99H264V95H263V98H262V99H261V97H259L261 100H258L259 98H258L257 96H259V95L256 94V97L258 98V99H256V98H254V96H255L254 94H255V92L257 93V91L261 92L260 90H263V89H264V75H263V73H261V70H262V69L260 68V66H262V67L264 66V65H263V64H264V61L261 62V63H263V64H260V63H259L260 61L257 59L258 57L252 59ZM11 57H12V56H11ZM73 57H74V56H73ZM77 57H80V55L77 56ZM89 57H90V56H89ZM121 57H122V56H121ZM134 57H135V56H134ZM145 57L147 58V55H145ZM145 57L143 56V59H144ZM206 57H207V58H206ZM218 57H219V56H218ZM220 57H221V56H220ZM220 57H219V58H220ZM253 57H254V56H253ZM262 57H263V55H262ZM17 58H18V57H17ZM64 58H65V57H64ZM128 58H129V57H128ZM154 58H155V57H154ZM163 58H165V57H163ZM167 58H168V57H167ZM170 58H171V57H170ZM184 58H185V57H184ZM187 58H190V56L188 55V57L185 58L186 61H187ZM237 58H239V57H237ZM237 58H236V59H233V58H232V59H233V62H236V61H237ZM260 58H261V57H260ZM260 58H259V59H260ZM1 59H2V58H1ZM8 59H9V56H8ZM49 59H50V58H49ZM60 59H61V58H60ZM82 59H83V58H82ZM82 59H81V60H82ZM91 59H92V58H91ZM168 59H169V58H168ZM185 59H184V60H185ZM256 59H257V60H256ZM18 60H19V59H18ZM66 60H67V59H66ZM131 60H135V59H131ZM149 60H150V59L147 58V62H144V63H147V66H146V64H144V66L141 65L143 68L145 67V68H144L145 70L142 69L143 72L146 71V72H147V73L145 72L146 74H148V73L150 72V74L148 75V77H150V76L153 74L152 70L154 69V66L151 64L152 61L150 62ZM213 60H214V59H213ZM221 60H222V59H221ZM224 60H225V59H224ZM226 60H227V59H226ZM261 60H262V58H261ZM263 60H264V59H263ZM1 61H2V60H1ZM13 61H14V59H13ZM67 61H68V60H67ZM70 61H71V60H70ZM72 61H73V60H72ZM74 61H76V60H74ZM126 61H127V60H126ZM135 61H136V60H135ZM135 61H133V62H135ZM137 61H138V59H137ZM142 61H143V60H142ZM142 61H141V62L139 61V62H140L139 65L143 63ZM186 61H185V63H186ZM222 61H223V60H222ZM222 61H221V62H222ZM239 61H240V60H239ZM247 61H248L249 63H248ZM3 62H4V61H3ZM14 62H15V61H14ZM59 62H60V61H59ZM65 62H66V61H65ZM123 62H124V61H123ZM213 62H214V61H213ZM218 62H219V61H218ZM221 62H220V64H221ZM233 62H232V63H233ZM21 63H22V67H23V68H21V69H24L25 67H28V65H29V68L31 67V69H32L31 72L33 73V75H34L37 79H39V81H41L43 84H45L49 89H52V90L55 89V92H56V91H60V92L62 91V92L65 93V91H64V89H63V87H62V84H63L62 82H63V80H61V78L63 77L64 74L62 75V73H61L62 77L59 78L60 80L58 79V80L60 81V82H59L60 85H61V86H60L59 84L55 83V82L50 78V76H49L50 74H48V73L50 72L49 70H48V73H47V72L43 71L42 68L40 69L36 64H33V65L28 64V65L26 66V65H25L26 63H25V64H24L23 62H21ZM36 63H37V62H36ZM39 63H40V62H39ZM42 63H43V62H42ZM53 63H54V62H53ZM53 63H52V61H51V64H53ZM68 63H69V62H67V64H68ZM74 63H76V62H74ZM77 63H78V62H77ZM77 63H76V64H77ZM121 63H122V62H121ZM127 63H128V62H127ZM161 63H162V61H161ZM211 63H212V62H211ZM6 64H7V63H6ZM15 64H16V63H15ZM23 64L25 65V67H24ZM51 64H50V65H51ZM60 64H61V63H60ZM123 64H125V63H123ZM137 64H138V62H137ZM137 64H136V65H137ZM153 64H154V62H153ZM175 64H176V63H175ZM196 64H195V65H196ZM212 64H213V63H212ZM233 64H234V63H233ZM61 65H62V64H61ZM116 65H118V64H116ZM116 65H115V66H116ZM121 65H122V64H121ZM136 65H135V66H136ZM176 65H177V64H176ZM184 65H185V64H184ZM187 65H190V64H187ZM239 65H241V63H240ZM9 66H10V65H9ZM15 66H16V65H15ZM15 66H14L13 68H15ZM56 66H57V65H56ZM65 66H66V65H65ZM76 66H77V65H76ZM123 66H124V65H123ZM170 66H171V65H170ZM197 66H195V67H197ZM199 66H198V67H199ZM19 67H20V66H19ZM50 67H51V66H50ZM78 67H79V66H78ZM80 67H81V66H80ZM82 67H83V66H82ZM121 67H122V66H121ZM155 67L158 68L157 66H155ZM160 67H161V66H160ZM184 67H185V66H184ZM191 67H192V66H191ZM219 67H220V66H219ZM234 67H235V66H234ZM29 68H28V69L26 68V69L29 70ZM47 68H48V67H47ZM52 68H53V66H52ZM54 68H55V66H54ZM71 68H72V65H71ZM84 68H87V67L85 66ZM125 68H126V67H125ZM125 68H124V69H125ZM134 68H135V67H134ZM137 68H138V67H137ZM170 68H171V67H170ZM186 68H188V67H186ZM263 68H264V67H263ZM19 69H20V68H19ZM50 69H51V68H50ZM57 69H58V68H57ZM60 69H62V68H60ZM65 69H66V68H65ZM75 69H77V68H75ZM80 69H81V68H79V71H80ZM119 69H120V67H119ZM176 69H177V67H176ZM235 69H236V68H235ZM51 70H52V69H51ZM89 70H90V69H89ZM136 70H137V69H136ZM136 70H135V71H136ZM138 70H139V69H138ZM156 70H160V68H159V69H155V70H153V71H156ZM164 70H165V69H164ZM200 70H201V69H200ZM29 71H30V70H29ZM77 71H78V70H77ZM77 71H75V72H77ZM121 71H122V70H121ZM125 71H126V70H125ZM139 71H140V70H139ZM173 71H174V70H173ZM189 71H190V69H189ZM189 71H188V72H189ZM223 71H224V70H223ZM23 72H24V71H23ZM52 72H53V71H52ZM75 72H74V73H75ZM84 72H85V71H84ZM119 72H120V70H119ZM151 72H152V73H151ZM169 72H170V71H169ZM175 72H176V71H175ZM239 72H241V71H239ZM80 73H81V72H80ZM145 73H144V75H145ZM154 73H155V77L158 78V75H160L159 72L156 71V72H154ZM156 73H158V75H157ZM184 73H185V72H184ZM197 73H198V72H197ZM208 73H207V74H208ZM236 73H237V74H236ZM21 74H22V73H21ZM51 74H52V73H51ZM53 74H54V72H53ZM65 74H66V73H65ZM76 74H78V73H76ZM84 74H85V73H84ZM124 74H125V73H124ZM136 74H137V73H136ZM138 74H139V72H138ZM181 74H183V73H181ZM202 74H203V73H202ZM214 74H215V72H214ZM61 75H58V77L61 76ZM101 75H102V74H101ZM153 75H154V74H153ZM153 75H152L151 77H152V79L155 80V77H153ZM156 75H157V76H156ZM198 75H199V74H198ZM67 76H68V77H67V79H68V78H69V75H67ZM78 76H79V75H78ZM78 76H76V77H78ZM81 76H82V75H81ZM102 76H104V75H102ZM105 76H106V75H105ZM165 76H166V75H165ZM165 76H164V77H165ZM187 76H188V75H187ZM211 76H212V74H211ZM226 76H225V77H226ZM18 77H19V76H18ZM64 77H65V76H64ZM64 77H63V79H64V81H65L66 77H65V78H64ZM218 77H219V76H218ZM19 78H20V77H19ZM19 78H17L16 81H17ZM74 78H75V77H74ZM79 78H80V77H79ZM91 78H92V77H91ZM133 78H134V77H133ZM139 78H140V77H139ZM146 78H147V77H146ZM146 78H144V79H146ZM157 78H156V79H157ZM189 78H190V77H189ZM212 78H213V77H212ZM228 78H227L226 80H228ZM69 79H70V78H69ZM71 79H72V78H71ZM88 79H90V78H88ZM127 79H128V78H127ZM134 79H135V78H134ZM141 79H142V78H141ZM147 79H148V78H147ZM152 79H151V80H152ZM159 79L161 80V78H158L157 81H159ZM165 79H166V78H165ZM174 79H175V78H174ZM181 79H182V78H181ZM202 79H203V78H202ZM240 79H241V78H240ZM19 80H20V79H19ZM82 80H83V79H82ZM129 80H130V79H129ZM138 80H139V79H138ZM149 80H150V78H149ZM151 80H150V82H151ZM184 80H185V79H184ZM190 80H193V79H190ZM200 80H201V79H200ZM204 80H205V79H204ZM207 80H208V79H207ZM238 80H239V79H238ZM242 80H239V81H241L240 83L243 84L244 82H243ZM66 81H67V80H66ZM66 81H65V83H66ZM73 81H74V80H73ZM91 81H92V80H91ZM93 81H94V80H93ZM96 81H97V80H96ZM152 81H153V80H152ZM157 81H154V82H156V83H154V82H153V83L156 85V84H157ZM20 82H22V81L20 80ZM28 82H29V79H28ZM71 82H72V80H71ZM71 82H70V83L67 82L66 84L64 83V85L68 87V90L71 92V94H76V93L78 92V89H77V88H78V87L80 88V86L78 85V87H77V86L74 85L76 82H75L74 84L71 83ZM83 82H84V80H83ZM100 82H101V81H100ZM107 82H108V81H107ZM120 82H121V80H120ZM133 82H134V81H133ZM135 82H136V81H135ZM142 82H144V81H142ZM145 82H146V80H145ZM161 82H162V80H161ZM216 82H217V81H216ZM228 82H229V81H228ZM34 83H36V82H34ZM77 83H78V82H77ZM139 83H140V82H139ZM147 83H149V82H147ZM147 83H146V84H147ZM153 83L151 82V85H152ZM192 83H193V82H192ZM211 83H212V82H211ZM225 83H226V82H225ZM247 83H246V85H247ZM20 84H21V83H20ZM69 84L71 85V87H69V86H70ZM120 84H121V83H120ZM134 84H135V83H134ZM158 84L160 85V81H159ZM163 84H164V83H163ZM163 84H162V85H163ZM184 84H185V83H184ZM221 84H222V83H221ZM227 84H228V83H227ZM237 84L239 85V83H237ZM242 84H240V85H242ZM36 85H37V84H36ZM64 85H63V86H64ZM68 85H69V86H68ZM76 85H77V84H76ZM100 85H101V84H100ZM144 85H145V84H144ZM159 85H158V86H159ZM162 85H161V86H162ZM164 85H165V84H164ZM186 85H187V84H186ZM217 85H218V84H217ZM31 86H32V85H31ZM91 86H92V85H91ZM94 86H95V85H94ZM149 86H150V85H149ZM156 86H157V85H156ZM214 86H215V85H214ZM228 86H229V85H228ZM242 86H244V84H243ZM37 87L40 88V85H38ZM44 87H45V86H43V88H44ZM84 87H85V86H84ZM86 87H87V86H86ZM131 87H132V86H131ZM131 87H130V88H131ZM145 87H146V86H145ZM151 87H153V86H151ZM151 87H150V88H151ZM159 87H160V86H159ZM173 87H174V86H173ZM177 87H179V86H177ZM185 87H186V86H185ZM194 87H195V86H194ZM240 87H241V86H240ZM31 88H32V87H31ZM81 88H82V87H81ZM88 88H89V87H88ZM88 88H87V89H88ZM127 88H128V87H127ZM135 88H136V85H135ZM138 88H139V87H138ZM143 88H144V87H143ZM148 88H149V87H148ZM160 88H161V87H160ZM160 88H159V89H160ZM195 88H196V87H195ZM199 88H200V87H199ZM245 88H246V86H245ZM19 89H20V88H19ZM34 89H35V88H34ZM66 89H67V88H66ZM176 89H177V88H176ZM180 89H181V88H180ZM17 90H18V89H17ZM21 90H22V89H21ZM21 90H20V91H21ZM39 90H40V89H39ZM46 90H47V89H46ZM46 90H44V91H46ZM135 90H136V89H135ZM141 90H142V89H141ZM143 90H144V89H143ZM154 90H155V89H154ZM157 90H158V89H157ZM160 90H161V89H160ZM178 90H179V88H178ZM232 90H233V89H232ZM33 91H34V90H33ZM47 91H48V90H47ZM83 91H84V90H83ZM96 91H97V89H96ZM107 91H108V90H107ZM122 91H123V90H122ZM129 91H131V90H129ZM146 91H147V89H146ZM162 91H163V90H162ZM228 91H229V90H227V91H225V92L227 93ZM234 91H235V90H234ZM234 91H232V92H234ZM41 92H43V91H41ZM52 92H53V91H52ZM171 92H172V91H171ZM26 93H27V92H26ZM29 93H30V92H29ZM49 93H50V92H49ZM145 93H148V91L145 92ZM163 93H164V92H163ZM165 93H166V92H165ZM173 93H174V90H173ZM177 93H178V92H177ZM179 93H180V92H179ZM230 93H231V92H230ZM235 93H236V92H235ZM261 93H262V92H261ZM46 94H47V93H46ZM52 94H53V93H52ZM88 94H89V93H88ZM92 94H93V93H92ZM95 94H96V93H95ZM105 94H106V93H105ZM160 94H162V93H160ZM160 94H159V95H160ZM170 94H171V93H170ZM245 94H246V93H245ZM258 94H260V93H258ZM146 95H148V94H146ZM159 95H158V96H159ZM166 95H167V93H166ZM227 95H228V94H227ZM227 95H226V96H227ZM232 95H233V94H232ZM242 95H243V94H242ZM242 95H241V96H242ZM253 95H254V96H253ZM260 95H262V94H260ZM31 96H32V94H31ZM38 96H39V95H38ZM42 96H43V95H42ZM90 96H91V95H90ZM133 96H134V95H133ZM148 96H149V95H148ZM156 96H157V95H156ZM156 96H155V97H156ZM191 96H192V95H191ZM199 96H200V95H199ZM205 96H206V94H205ZM135 97H136V96H135ZM239 97H240V94H239ZM245 97H246V96H245ZM37 98H38V97H37ZM39 98H40V97H39ZM74 98H75V97H74ZM78 98H79V97H78ZM78 98H77V99H78ZM136 98H137V97H136ZM147 98H148V97H147ZM165 98H166V97H165ZM178 98H179V97H178ZM192 98H193V97H192ZM213 98H214V97H213ZM240 98H241V97H240ZM28 99H29V98H28ZM35 99H36V98H35ZM66 99H67V98H66ZM139 99H140V98H139ZM148 99H149V98H148ZM148 99H147V100L144 99V100H146V102H147ZM208 99H209V98H208ZM246 99L248 100V102H247ZM25 100H26V99H25ZM103 100H106V99H103ZM110 100H111V99H110ZM134 100H135V98H134ZM151 100H152V102H151ZM154 100H155V99H154ZM195 100H196V99H195ZM198 100H199V99H198ZM236 100H237V99H236ZM66 101H67V100H66ZM79 101H80V100H79ZM79 101H78V102H79ZM97 101H98V100H97ZM97 101H96V103H97ZM128 101H129V100H128ZM136 101H137V100H136ZM138 101H139V100H138ZM170 101H172V100H170ZM187 101H188V100H187ZM190 101H191V100H190ZM202 101H203V100H202ZM209 101H210V100H209ZM212 101H213V99H212ZM228 101H229V100H228ZM259 101H261V102H259ZM64 102H65V101H64ZM76 102H77V101H76ZM108 102H109V101H108ZM110 102H112V101H110ZM123 102H124V101H123ZM126 102H127V99H126ZM140 102H142V101H140ZM149 102H151V104H150ZM149 102H148L149 107H150L149 110H151L150 112H151L152 114H151V113H150V114L153 116L152 119L155 120L154 123L156 122V123H157L156 125H158V123H159L160 125L163 123L162 125L165 126L166 124H164V121H165L164 119L169 118V117L167 116L169 113L166 111V112L168 113V114H166V112L164 113V108L161 109V106H162V105L165 106V105H164V104H161V103H158V102H160V101H158V102H154V101H153V98L150 99ZM195 102H196V101H195ZM238 102H239V100H238ZM240 102H241V101H240ZM240 102H239V104H240ZM242 102H243V101H242ZM54 103H56V102H54ZM70 103H71V102H70ZM93 103H94V102H93ZM131 103H132V102H131ZM131 103H130V104H131ZM135 103H136V102H135ZM168 103H169V101H168ZM206 103H207V102H206ZM244 103H243V104H244ZM247 103H248V104H247ZM260 103H262L263 106H261ZM25 104H27V103H25ZM67 104H68V103H67ZM105 104H106V103H105ZM114 104H115V103H114ZM132 104H133V103H132ZM159 104H161V106H160ZM166 104H167V103H166ZM187 104H189V102H188ZM23 105H24V104H23ZM56 105H57V104H56ZM80 105H81V103H80ZM110 105H111V104H110ZM196 105H197V104H196ZM225 105H226V104H225ZM247 105H248V107H247ZM51 106H52V104H51ZM61 106H63V105H61ZM71 106H72V104H71ZM102 106H103V105H102ZM116 106H117V105H116ZM191 106H192V105H191ZM193 106H194V105H193ZM241 106H242V105H241ZM69 107H70V106H69ZM99 107H100V106H99ZM132 107H133V106H132ZM176 107H177V106H176ZM189 107H190V105H188V108H189ZM239 107H240V106H239ZM239 107H238V108H239ZM243 107H244V106H243ZM261 107H263V108L261 109ZM59 108H60V107H59ZM70 108H71V107H70ZM81 108H82V107H81ZM91 108H92V107H91ZM102 108H103V107H102ZM107 108H108V107H107ZM107 108H106V109H107ZM115 108H116V107H115ZM133 108H134V107H133ZM182 108H184V107H182ZM201 108H202V107H201ZM241 108H242V107H241ZM245 108H244V109H245ZM54 109H55V108H54ZM61 109H62V107H61ZM64 109H65V107H64ZM96 109H97V108H96ZM104 109H105V108H104ZM106 109H105V110H106ZM119 109H120V108H119ZM128 109H129V108H128ZM136 109H138V108H136ZM192 109H193V108H192ZM203 109H204V108H203ZM227 109H228V107H227ZM239 109H240V108H239ZM244 109H240V112H241V110H242V112H243ZM55 110H57V109H55ZM78 110H79V109H78ZM146 110H147V109H146ZM172 110H173V109H172ZM222 110H223V109H222ZM230 110H231V109H230ZM96 111H97V110H96ZM168 111H169V110H168ZM52 112H53V111H52ZM59 112H60V111H59ZM62 112H63V111H62ZM138 112H139V111H138ZM140 112H141V111H140ZM178 112H179V111H178ZM183 112H185V111H183ZM224 112H225V111H224ZM245 112H246V111H245ZM74 113H75V112H74ZM87 113H88V112H87ZM89 113H90V112H89ZM116 113H117V112H116ZM123 113H124V111H123ZM128 113H129V112H128ZM135 113H136V112H135ZM148 113H149V112H148ZM171 113H172V112H171ZM175 113H177V112H175ZM181 113H182V112H181ZM181 113H180V114H181ZM198 113H199V112H198ZM209 113H210V112H209ZM220 113H221V112H220ZM236 113H237V112H236ZM243 113H244V112H243ZM243 113H240V114L243 115ZM246 113H247V112H246ZM38 114H39V113H38ZM98 114H99V113H98ZM103 114H104V113H103ZM177 114H178V113H177ZM180 114H179V116H180ZM227 114H228V113H227ZM237 114H239V113H237ZM42 115H43V114H42ZM42 115H41V116H42ZM46 115H47V114H46ZM51 115H52V114H51ZM64 115H65V113H64ZM75 115H76V114H75ZM89 115H90V114H89ZM99 115H101V113H100ZM104 115H105V114H104ZM118 115H119V114H118ZM141 115H142V114H141ZM143 115H144V114H143ZM170 115H171V114H170ZM255 115H254V116H255ZM54 116H55V115H54ZM62 116H63V115H62ZM73 116H74V114H73ZM92 116H95V114H94V115L92 114ZM121 116H122V115H121ZM129 116H130V115H129ZM131 116H132V115H131ZM171 116H172V115H171ZM171 116H170V117H171ZM173 116H174V115H173ZM173 116H172V117H173ZM181 116H182V115H181ZM194 116H195V115H194ZM226 116H227V115H226ZM226 116H225V117H226ZM39 117H40V115H39ZM44 117H45V116H44ZM58 117H59V116H58ZM58 117H57V118H58ZM79 117H80V116H79ZM87 117H88V116H87ZM87 117H86V118L83 117V118L87 119ZM95 117H97V116H95ZM110 117H111V116H110ZM127 117H128V116H127ZM135 117H136V116H135ZM137 117H138V116H137ZM172 117H171V120H172L171 122H170V119H169V122H170L171 124L175 123V122H173V121H174V120H173L174 117H173V118H172ZM185 117H186V116H185ZM210 117H211V115H210ZM215 117H216V116H215ZM250 117H252V116L250 115ZM31 118H32V117H31ZM57 118H55V119H57ZM60 118H61V117H60ZM60 118H59V119H60ZM62 118H63V117H62ZM62 118H61V119H62ZM74 118H75V117H74ZM74 118H73V119H74ZM90 118H92V117H90ZM93 118H94V117H93ZM113 118H114V116H113ZM116 118H117V117H116ZM128 118H129V117H128ZM144 118H145V117H144ZM194 118H195V117H194ZM200 118H201V117H200ZM202 118H203V117H202ZM254 118H255V117H254ZM37 119H38V118H37ZM37 119H36V120H37ZM85 119H83V120H85ZM95 119H97V118H95ZM105 119H106V118H105ZM129 119H130V118H129ZM152 119H151V120H152ZM174 119H175V118H174ZM245 119H246V117H245ZM250 119H251V118H250ZM260 119H259V120H260ZM262 119H261V120H262ZM20 120H21V118H20ZM23 120H24V119H23ZM29 120H30V119H29ZM43 120H44V119H43ZM48 120H50V119H48ZM92 120H93V119H92ZM101 120H102V119H101ZM123 120H124V119H123ZM133 120H134V119H133ZM133 120H132V121H133ZM140 120H141V119H140ZM176 120H177V119H176ZM211 120H212V119H211ZM248 120H249V119H248ZM248 120H247V122H249ZM253 120H254V119H253ZM257 120H258V118H257ZM263 120H264V119H263ZM263 120H262V121H263ZM25 121H26V119H25ZM45 121H46V120H45ZM61 121H62V120H61ZM77 121H78V120H77ZM81 121H82V120H81ZM90 121H91V120H90ZM97 121H98V120H97ZM97 121H96V122H97ZM99 121H100V120H99ZM107 121H108V120H107ZM107 121H106V122H107ZM147 121H148V120H147ZM180 121H181V119H180ZM190 121H191V120H190ZM213 121H214V120H213ZM245 121H246V120H245ZM31 122H32V121H31ZM69 122L71 123V121H69ZM93 122H94V120H93ZM96 122H95V123H96ZM111 122H112V121H111ZM148 122H149V121H148ZM166 122L168 123V119L166 120ZM172 122H173V123H172ZM219 122H220V121H219ZM229 122H230V121H229ZM34 123H35V122H34ZM70 123H69V124H70ZM79 123H80V122H79ZM95 123H94V124H95ZM101 123H102V122H101ZM103 123H104V122H103ZM107 123H108V122H107ZM114 123H115V122H114ZM114 123H113V124H114ZM183 123H184V122H183ZM192 123H193V122H192ZM206 123H207V122H206ZM210 123H211V122H210ZM230 123H231V122H230ZM256 123H258V121H257ZM24 124H25V123H24ZM36 124H37V123H36ZM88 124H89V123H88ZM104 124H105V123H104ZM127 124H129V123H127ZM133 124H134V123H133ZM144 124H145V123H144ZM146 124H147V123H146ZM146 124H145V125H146ZM188 124H189V123H188ZM253 124H255V123H253ZM258 124H259V123H258ZM258 124H257V125H258ZM29 125H30V123H29ZM34 125H35V124H34ZM53 125H54V124H53ZM82 125H83V123H82ZM85 125H86V124H85ZM95 125H97V124H95ZM117 125H118V124H117ZM153 125H154V124H153ZM176 125H177V124H176ZM189 125H191V124H189ZM211 125H212V124H211ZM211 125H210V126H211ZM251 125H252V124H251ZM22 126H23V125H22ZM22 126H20V127H22ZM24 126H25V125H24ZM32 126H33V125H32ZM38 126H39V125H38ZM41 126H42V125H41ZM86 126H87V125H86ZM89 126H90V125H89ZM98 126H101L100 123H99ZM98 126H97V127H98ZM102 126H103V125H102ZM105 126H106V125H105ZM108 126H109V125H108ZM139 126H140V125H139ZM139 126H138V127H139ZM171 126H172V125H171ZM171 126H168V127H169L168 130H170V127H171ZM181 126H182V125H181ZM184 126H185V125H184ZM186 126H187V124H186ZM228 126H229V125H228ZM254 126H255V125H254ZM254 126H253V127H254ZM258 126H259V125H258ZM26 127H27V126H26ZM42 127H43V126H42ZM45 127H46V126H45ZM57 127H58V126H57ZM68 127H69V126H68ZM109 127H110V126H109ZM117 127H118V126H117ZM117 127H115V128H117ZM127 127H128V126H127ZM138 127H137V128H138ZM158 127H159V126H158ZM165 127H167V125H166ZM165 127H163V128H165ZM212 127H213V126H212ZM214 127H215V126H214ZM226 127H227V126H226ZM48 128H49V127H48ZM74 128H75V127H74ZM74 128H73V130H74ZM83 128H84V127H83ZM99 128H100V127H99ZM103 128H104V127H103ZM111 128H112V127H111ZM149 128H151V127L149 126ZM160 128H161V127H160ZM163 128H161L160 130H162ZM178 128H179V126H178ZM186 128H187V127H186ZM196 128H197V127H196ZM218 128H219V127H218ZM218 128H217V129H218ZM255 128H257V127H255ZM259 128H260V126H259ZM259 128H258V129H259ZM262 128H263V127H262ZM31 129H32V128H31ZM86 129H87V128H86ZM107 129H108V128H107ZM129 129H130V128H129ZM138 129H139V128H138ZM142 129H143V128H142ZM144 129H145V128H144ZM174 129H175V127H174ZM174 129H173V127H172V131L168 132V134H165V130H166V129H165L164 131L162 130V131H159V132L157 131L158 129H157V130L155 129V132H154V133H156V132H158V133L161 132V133H162V132H163L162 135L164 134L163 137L166 138V137H167L166 135H169V133L171 134V132H172V133H173V137H174L175 133H176V135L178 134L177 131H175ZM182 129H183V128H182ZM213 129H215V128H213ZM242 129H244V128L242 127ZM20 130H21V129H20ZM27 130H28V129H27ZM35 130H36V129H35ZM42 130H44V128H43ZM42 130H41V131H42ZM46 130H47V129H46ZM49 130H50V129H49ZM81 130H82V129H81ZM83 130H84V129H83ZM99 130H100V129H99ZM120 130H121V129H119V131H120ZM168 130H167V131H168ZM259 130H260V129H259ZM15 131H16V130H15ZM17 131H18V130H17ZM22 131H23V130H22ZM31 131H32V130H31ZM44 131H45V130H44ZM53 131H54V130H53ZM75 131H77V129H76ZM79 131H80V130H79ZM85 131H88V130H85ZM93 131H94V130H93ZM103 131H105V130H103ZM111 131H112V130H111ZM149 131H150V130H149ZM173 131H174L175 133H174ZM200 131H201V130H200ZM226 131H227V130H226ZM12 132H13V131H12ZM27 132H28V131H27ZM37 132H38V131H37ZM70 132H71V131H70ZM77 132H78V131H77ZM146 132H147V131H146ZM29 133H31V132H29ZM34 133H35V132H34ZM56 133H57V131H56ZM59 133H60V132H59ZM59 133H58V134H59ZM68 133H69V132H68ZM73 133H74V132H73ZM75 133H76V132H75ZM75 133H74V134H75ZM91 133H92V132H91ZM91 133H90V134H91ZM119 133H120V132H119ZM122 133H123V132H122ZM124 133H125V132H124ZM127 133H129V132H127ZM139 133H140V130H139ZM200 133H201V132H200ZM225 133H226V132H225ZM37 134H38V133H37ZM37 134H36V136H37ZM77 134H78V133H77ZM104 134H106V132H105ZM115 134H116V133H115ZM145 134H146V133H145ZM181 134H184V133H181ZM203 134H205V133H203ZM236 134H237V133H236ZM52 135H53V134H51V137H52ZM56 135H57V134H56ZM59 135H60V134H59ZM81 135H82V134H81ZM83 135H84V134H83ZM111 135H112V134H111ZM127 135H128V134H127ZM151 135H152V134H151ZM224 135H226V134H224ZM231 135H232V134H231ZM234 135H235V134H234ZM22 136H23V135H22ZM25 136H26V135H25ZM34 136H35V135H34ZM46 136H47V135H46ZM48 136H49V134H48ZM48 136H47V138H48ZM136 136H137V135H136ZM139 136H140V135H139ZM145 136H146V135H145ZM158 136H159V135H158ZM171 136H172V135H171ZM171 136L169 135L168 138H170ZM187 136H188V135H187ZM193 136H194V134H193ZM196 136H197V135H196ZM196 136H195V137H196ZM219 136H220V135H219ZM259 136H260V135H259ZM17 137H18V136H17ZM17 137H16V138H17ZM26 137H27V136H26ZM38 137H39V136H38ZM53 137H54V136H53ZM59 137H60V136H59ZM92 137H93V136H92ZM99 137H100V136H99ZM110 137H111V136H110ZM113 137H114V136H113ZM122 137H123V136H122ZM183 137H184V136H183ZM183 137H181V136L179 135L178 138H180V139L182 138V139H183ZM210 137H211V136H210ZM223 137H224V136H223ZM229 137H230V136H229ZM30 138H31V137H30ZM41 138H42V137H41ZM47 138H46V140H47ZM80 138H81V137H80ZM86 138H87V136H86ZM93 138H94V137H93ZM103 138H104V136H103ZM129 138H130V137H129ZM133 138H134V137H133ZM168 138L165 139V142H167V141L170 142L171 139H168ZM174 138H175V139H174ZM174 138L172 139V141H176V140H177L176 137H174ZM186 138H187V137H186ZM217 138H218V137H217ZM233 138H234V137H233ZM12 139H13V138H12ZM112 139H113V138H112ZM147 139H148V138H147ZM158 139H159V138H158ZM167 139H168V140H167ZM182 139H181V140H182ZM194 139H195V138H194ZM196 139H197V137H196ZM223 139H224V138H223ZM231 139H232V138H231ZM16 140H17V139H16ZM16 140H15V141H16ZM48 140H49V139H48ZM54 140H55V139H54ZM108 140H109V139H108ZM128 140H129V139H128ZM134 140H135V139H134ZM137 140H138V139H137ZM153 140H154V139H153ZM155 140H156V139H155ZM187 140H188V138H187ZM256 140H257V139H256ZM261 140H262V139H261ZM19 141H20V140H19ZM21 141H22V140H21ZM33 141H35V140H33ZM41 141H42V140H41ZM76 141H77V139H76ZM89 141H90V140H89ZM97 141H98V140H97ZM105 141H106V140H105ZM105 141H104V142H105ZM116 141H117V140H116ZM135 141H136V140H135ZM200 141H201V140H200ZM202 141H203V140H202ZM204 141H205V140H204ZM257 141H259V139H258ZM42 142H43V141H42ZM46 142H47V141H46ZM52 142H53V141H52ZM59 142H60V140H59ZM80 142H81V141H80ZM93 142H94V141H93ZM118 142H119V141H118ZM146 142H147V141H146ZM154 142H155V141H153V143H154ZM182 142H183V143H182ZM182 142L179 140L178 145H179L180 147L177 145V146H178V147H177V151H179V152H182L181 149H183V148H184L183 146H185V143H184L183 140H182ZM226 142H227V141H226ZM28 143H29V142H28ZM33 143H34V142H33ZM35 143H36V142H35ZM61 143H62V142H61ZM111 143H112V142H111ZM134 143H135V142H134ZM142 143H143V142H142ZM153 143H152V145H153ZM156 143H159V142L157 141ZM160 143H161V142H160ZM167 143H168V142H167ZM173 143H174V142H173ZM173 143L170 142V145L173 144ZM194 143H195V142H194ZM230 143H231V142H230ZM236 143H237V142H236ZM258 143H259V142H258ZM29 144H30V143H29ZM94 144H95V143H94ZM164 144H165V143H163V145H164ZM168 144H169V143H168ZM183 144H184V145H183ZM187 144H188V142H187ZM199 144H200V143H198V145H199ZM203 144H205V143H203ZM245 144H246V143H245ZM247 144H248V143H247ZM259 144H260V143H259ZM21 145L24 146L23 144H21ZM32 145H33V144H32ZM75 145H76V144H75ZM117 145H118V144H117ZM150 145H151V143H150ZM160 145H162V144H160ZM173 145H174V144H173ZM193 145H194V144H193ZM193 145H192V147H191L190 149H189V146H190L189 144H188V146H187L188 149H187L186 146H185V148L183 149L184 152H182V154H183V153L186 154V155L188 154V155L190 156V157L188 156L189 158L193 157V156L195 155V152H197L196 149H195V151H194V149H193V148H194ZM256 145H257V144H256ZM260 145H261V144H260ZM39 146H40V145H39ZM46 146H47V145H46ZM89 146H90V145H89ZM105 146H106V144H105ZM115 146H116V145H115ZM153 146H155V145H153ZM181 146H182L183 148H181ZM194 146H195V145H194ZM208 146H209V145H208ZM229 146H230V145H229ZM10 147H11V146H10ZM81 147H82V146H81ZM101 147H102V146H101ZM113 147H114V146H113ZM127 147H128V145H127ZM167 147H168V146H165V147H164V146H163V147H162V146H156V147H155V150H156L157 153H159L158 155H162V156H163V158H164V162H165V164H166V165L164 164V166H165L166 168H165L164 166H163V167H164L165 169H167V170H166L167 172L169 171V173H168L169 176H170L171 174H172L171 177H173V175L175 176V177H174V180H175L176 175H178V174L180 175V173L177 172V171H178V170H177L178 167L181 166V169H182V167H183L185 164H184V165H183V163H182V164H179L178 167H177V169H176L177 171H175V168H176V166H177L179 160L176 159V161H177V160H178V161L175 162V163H177V164L175 165V163H174V159H175V158H174V156H175V155H174V150H173V152H172L173 154L170 153V151H172L171 149H172L173 147H172V145L169 146L170 148H168V150H167ZM171 147H172V148H171ZM197 147H198V146H197ZM206 147H207V146H206ZM232 147H233V146H232ZM240 147H241V146H240ZM245 147H246V146H245ZM18 148H19V146H18ZM23 148H24V147H23ZM42 148H43V147H42ZM45 148H46V147H45ZM62 148H63V147H62ZM67 148H68V147H67ZM67 148H66V149H67ZM99 148H100V147H99ZM104 148H105V147H104ZM107 148H108V147H107ZM178 148H179V150H178ZM180 148H181V149H180ZM195 148H196V147H195ZM199 148H200V147H199ZM217 148H218V147H217ZM248 148H249V147H248ZM258 148H259V147H258ZM260 148H261V147H260ZM36 149H37V148H36ZM38 149H39V148H38ZM55 149H56V148H55ZM68 149H69V148H68ZM68 149H67V150H68ZM72 149H73V148H72ZM79 149H80V148H79ZM93 149H94V148H93ZM96 149H98V148H96ZM124 149H125V148H124ZM124 149H123V150H124ZM126 149H127V148H126ZM151 149H153V148H151ZM169 149H170V151H169ZM173 149H175V152L178 153V152L176 151L175 145H174V148H173ZM214 149H215V148H214ZM225 149H226V148H225ZM261 149H262V148H261ZM20 150H24V149H20ZM20 150H19V151H20ZM26 150H28V149H26ZM46 150H47V149H46ZM75 150L78 152L77 149H75ZM98 150H99V149H98ZM185 150H186V152H185ZM204 150H205V149H204ZM210 150H211V149H210ZM216 150H217V149H216ZM233 150H234V149H233ZM253 150H255V149H253ZM253 150H252V151H253ZM37 151H38V150H37ZM54 151H55V150H54ZM89 151H90V149H89ZM95 151H96V150H95ZM143 151H144V150H143ZM167 151H169V153H168ZM255 151H256V150H255ZM8 152H9V151H8ZM13 152H14V151H13ZM26 152H27V151H26ZM28 152H29V151H28ZM43 152H44V151H43ZM45 152H46V151H45ZM48 152H49V151H48ZM48 152H47V153H48ZM55 152H56V151H55ZM61 152H62V151H61ZM68 152H69V151H67V153H68ZM70 152H71V151H70ZM92 152H94V151H92ZM145 152H146V151H145ZM217 152H218V151H217ZM235 152H236V151H235ZM247 152H248V150H247ZM47 153H46V154H47ZM63 153L65 154V152H63ZM86 153H87V152H86ZM97 153H98V152H97ZM114 153H115V152H114ZM122 153H123V152H122ZM140 153H141V152H140ZM200 153H201V152H199V154H200ZM262 153H263V152H262ZM6 154H7V153H6ZM15 154H16V152H15ZM19 154H21V153H19ZM24 154H25V153H24ZM26 154H27V153H26ZM54 154H55V153H54ZM57 154H58V153H57ZM81 154H82V153H81ZM101 154H102V153H101ZM112 154H113V153H112ZM130 154H131V153H130ZM179 154H180V153H179ZM215 154H216V153H215ZM218 154L220 155V153H218ZM224 154H225V153H224ZM227 154H228V153H227ZM239 154H240V153H239ZM250 154H251V153H250ZM41 155L43 156L42 153H41ZM50 155H51V154H49L48 156H50ZM55 155H56V154H55ZM73 155H74V153H73ZM98 155H99V154H98ZM114 155H115V154H114ZM116 155H117V154H116ZM176 155H177V154H176ZM186 155H185V156H186ZM196 155L198 156V153H196ZM204 155H205V154H204ZM221 155H222V153H221ZM22 156H24V155H22ZM59 156H60V155H59ZM61 156H62V155H61ZM61 156H60V157H61ZM80 156H81V155H80ZM91 156H92V155H91ZM108 156H109V155H108ZM120 156H121V155H120ZM178 156H181V157H182L183 155H177V158H178ZM258 156H259V155H258ZM29 157H30V156H29ZM50 157H51V156H50ZM54 157H55V156H54ZM60 157H59V158H60ZM72 157H73V156H72ZM75 157H76V156H75ZM116 157H118V156H116ZM175 157H176V156H175ZM183 157H184V156H183ZM204 157H205V156H204ZM206 157H207V156H206ZM222 157H224V156H222ZM51 158H52V157H51ZM62 158H63V157H62ZM79 158L81 159V157H79ZM82 158H83V157H82ZM99 158H100V155H99ZM101 158H104V157L102 156ZM106 158H107V157H106ZM108 158H109V157H108ZM194 158H195V157H193L192 159H194ZM197 158H198V157H197ZM197 158H196V159H197ZM19 159H20V158H19ZM30 159H31V158H30ZM30 159H29V160H30ZM65 159H66V158H65ZM77 159H78V158H77ZM80 159H79V160H80ZM151 159H152V158H151ZM159 159H160V158H159ZM179 159H180V158H179ZM184 159H185L184 162L186 163V162H187V160H186V159H187V156L184 157ZM184 159H182V161H181V159H180V161L183 162ZM205 159H206V158H205ZM5 160H6V159H5ZM27 160H28V159H27ZM51 160H52V159H51ZM66 160H67V159H66ZM69 160H70V159H69ZM71 160H72V159H71ZM82 160H83V159H82ZM119 160H120V159H119ZM133 160H134V157H133ZM136 160H137V159H136ZM138 160H139V159H138ZM227 160H228V159H227ZM254 160H255V159H254ZM19 161H20V160H19ZM73 161H74V160H73ZM99 161H100V160H99ZM106 161H107V160H106ZM143 161H145V160H143ZM188 161L190 162L191 160L188 159ZM194 161H195V160H194ZM194 161L192 160L191 165L188 164V162H187V163H186L187 165L184 166V167L186 168V171L184 170V169H185V168H184V169H182V170H179V172H180V171L183 172V170H184L185 175L188 174V175H191V177H192V175H195L196 173L198 174V172L200 173V171H195V170H197L195 167H196V165H197L198 162L195 161L196 164L194 165V164H193ZM228 161H229V160H228ZM228 161H227V162H228ZM31 162H32V161H31ZM33 162H34V160H33ZM67 162H68V161H67ZM77 162H78V161H77ZM86 162H87V160H86ZM102 162H104V161H102ZM136 162H139V161H136ZM240 162H241V161H240ZM11 163H12V161H11ZM56 163H57V162H56ZM56 163H55V164H56ZM139 163H140V162H139ZM142 163H143V162H142ZM148 163H149V162H148ZM179 163H180V162H179ZM199 163H200V162H199ZM199 163H198V164H199ZM201 163H202V162H201ZM235 163H236V162H235ZM2 164H3V163H2ZM50 164H51V163H50ZM111 164H113V163L111 162ZM115 164H116V163H115ZM118 164H119V163H118ZM143 164H144V163H143ZM161 164H162V163H161ZM192 164H193L195 167L192 166ZM217 164H218V163H217ZM220 164H221V163H219V166H220V167H219V169H220L219 172H220V171L222 172V171H224V170H221L223 167L221 168V165H220ZM13 165H14V164H13ZM15 165H16V164H15ZM19 165H20V164H19ZM31 165H32V164H31ZM44 165H46V164H44ZM44 165H43V167H44ZM94 165H96V164H94ZM94 165H93V166H94ZM145 165L147 166V164H145ZM152 165H153V164H152ZM152 165H151V166H152ZM199 165H200V164H199ZM199 165H198V166H199ZM202 165H203V164H202ZM209 165H210V164H209ZM21 166H23V165H21ZM49 166H50V165H49ZM49 166H48V167H49ZM89 166H90V164H89ZM96 166H97V165H96ZM115 166H116V165H115ZM129 166H130V165H129ZM135 166H136V165H135ZM198 166H197V167H198ZM14 167H15V166H14ZM48 167H47V168H48ZM78 167H79V166H78ZM118 167H119V166H118ZM131 167H132V166H131ZM201 167H202V166H201ZM247 167H248V166H247ZM3 168H4V167H3ZM15 168H16V167H15ZM23 168H24V167H23ZM32 168L34 169V167H32ZM45 168H46V167H45ZM64 168H65V167H64ZM66 168H67V167H66ZM85 168H87V165H86ZM102 168H103V166H102ZM136 168H138V167H136ZM152 168H154V167L152 166ZM158 168H159V167H158ZM216 168H218V167H216ZM256 168H257V167H256ZM256 168H255V169H256ZM38 169H39V168H38ZM76 169H77V168H76ZM90 169H93V167L90 168ZM98 169H99V168H98ZM103 169H104V168H103ZM114 169H115V168H114ZM133 169H134V168H133ZM149 169H150V168H149ZM165 169H164V170H165ZM194 169H195V170H194ZM198 169H199V168H198ZM200 169H201V168H200ZM202 169H203V168H202ZM202 169H201V170H202ZM205 169H206V168H205ZM213 169H214V168H213ZM241 169H242V168H241ZM8 170H9V169H8ZM12 170H13V169H12ZM12 170H11V171H12ZM28 170H29V169H28ZM36 170H37V168H36ZM53 170H54V169H53ZM65 170H66V169H65ZM96 170H97V169H96ZM100 170H101V169H100ZM136 170H137V169H136ZM145 170H146V169H145ZM206 170H207V169H206ZM237 170H238V169H237ZM77 171H78V169H77ZM89 171H90V170H89ZM92 171H94V170H92ZM104 171H105V170H104ZM104 171H103V172H104ZM127 171H128V170H127ZM132 171H133V170H132ZM141 171H142V170H141ZM166 171L164 172L165 174H167ZM202 171H203V170H202ZM216 171H217V170H216ZM0 172H1V171H0ZM7 172H8V171H7ZM19 172H20V171H19ZM109 172H110V171H109ZM109 172H108V173H109ZM128 172H129V171H128ZM154 172H155V171H154ZM174 172L176 173V175H175ZM184 172H183V173H184ZM195 172H196V173H195ZM203 172H205V171H203ZM207 172H209V171H207ZM217 172H218V171H217ZM217 172L214 171V172H212V173H215V174H216ZM227 172H228V171H227ZM259 172H260V171H259ZM37 173H38V171H37ZM70 173H71V172H70ZM97 173H99V172L97 171ZM105 173H107V172L105 171ZM136 173H137V172H136ZM155 173H156V172H155ZM161 173H162V172H161ZM170 173H171V174H170ZM177 173H178V174H177ZM186 173H187V174H186ZM193 173H194V174H193ZM205 173H206V172H205ZM205 173H202V174H205ZM222 173H223V172H222ZM222 173H221V174H222ZM229 173H230V172H229ZM248 173H249V172H248ZM21 174H22V173H21ZM48 174H49V172H48ZM72 174H73V173H72ZM85 174H86V173H85ZM93 174H94V173H93ZM110 174H111V173H110ZM112 174H113V173H112ZM130 174H131V173H130ZM143 174H144V173H143ZM181 174H182V173H181ZM197 174H196V176H194L195 178L197 177ZM200 174H201V173H200ZM202 174H201V175H202ZM206 174H209V173H206ZM221 174L219 173V175H221ZM237 174H238V173H237ZM241 174H242V173H241ZM255 174H256V173H255ZM257 174H258V173H257ZM263 174H264V173H263ZM50 175H51V174H50ZM50 175H49V177H50ZM95 175H96V173H95ZM99 175H100V174H99ZM101 175H103V174H101ZM152 175H153V174H152ZM152 175H151V176H152ZM182 175H183V174H182ZM182 175H180V176H182ZM185 175H184L183 178L186 177ZM198 175H199V174H198ZM201 175H200V176H201ZM211 175H212V174H209V176H211ZM216 175L219 176L218 174H216ZM216 175H215V176H216ZM245 175H246V174H245ZM247 175H248V174H247ZM46 176H47V175H46ZM51 176H52V175H51ZM114 176H115V174H114ZM127 176H128V175H127ZM145 176H146V175H145ZM163 176H164V175H163ZM166 176H167V175H166ZM204 176H205V175H204ZM206 176H208V175H206ZM206 176H205V177H206ZM221 176H222V175H221ZM2 177H3V176H2ZM43 177H44V176H43ZM111 177H112V176H111ZM111 177H109V178H111ZM120 177H121V176H120ZM138 177H141V175H140V176L138 175ZM147 177H148V173H147ZM155 177H156V176H155ZM187 177L189 178V176H187ZM187 177H186V178H187ZM201 177H203V175H202ZM201 177H200V178H201ZM228 177H229V176H228ZM256 177H257V176H256ZM4 178H5V177H4ZM37 178H39V176H38ZM40 178H41V177H40ZM92 178H93V177H92ZM113 178H114V177H113ZM141 178H142V177H141ZM157 178H158V177H157ZM157 178H156V179H157ZM162 178H163V177H162ZM162 178H161V179H162ZM188 178H187V179H188ZM195 178H191V179H195ZM203 178H204V177H203ZM203 178H202V179H203ZM212 178H213V177H212ZM226 178H227V177H226ZM70 179H71V177H70ZM76 179H77V178H76ZM89 179H90V178H89ZM117 179H118V178H117ZM144 179H145V178H144ZM152 179H153V178H152ZM159 179H160V178H159ZM166 179H168V178H166ZM179 179H182V178L179 177ZM179 179L177 178L176 180H179ZM189 179H190V178H189ZM198 179H199V177H198ZM198 179H197V180H198ZM207 179H210V178L208 177ZM207 179L204 178V180H206V181H204V182H207V181L209 182V180H207ZM215 179H216V177H215ZM222 179H223V178H222ZM222 179H221V180H222ZM234 179H235V178H234ZM247 179H248V178H247ZM1 180H2V179H1ZM84 180H85V179H84ZM92 180H93V179H92ZM109 180H111V179H109ZM148 180H149V178H148ZM150 180H151V179H150ZM157 180H158V179H157ZM163 180H164V179H163ZM182 180H183V179H182ZM244 180H245V179H244ZM9 181H10V179H9ZM16 181H17V179H16ZM95 181H96V180H95ZM99 181H100V180H99ZM103 181H104V180H103ZM122 181H123V180H122ZM122 181H121V182H122ZM128 181H129V180H128ZM130 181H131V180H130ZM135 181H136V180H135ZM160 181H161V180H160ZM167 181H168V180H167ZM171 181H172V180H171ZM185 181H186L185 185H187V187H188V185L193 186L192 182L195 183V182H194L195 180H194V181H192V180L189 181V180H188V184H187V180H186V179H185ZM185 181L183 180V182H185ZM200 181H201V180H200ZM212 181H214V180L212 179ZM219 181H220V180H219ZM235 181H236V180H235ZM245 181H246V180H245ZM252 181H253V180H252ZM256 181H257V180H256ZM261 181H262V180H261ZM0 182H1V181H0ZM4 182H5V181H4ZM31 182H32V181H31ZM41 182H42V181H41ZM64 182H65V181H64ZM64 182H63V183H64ZM88 182H89V181H88ZM137 182H138V181H137ZM217 182H218V181H217ZM217 182H216V183H217ZM246 182H247V181H246ZM249 182H250V181H249ZM25 183H26V182H25ZM42 183H43V182H42ZM55 183H56V182H55ZM84 183H86V182H84ZM158 183H159V182H157L155 185H156V186L159 185ZM160 183H161V182H160ZM179 183H180V181H179ZM190 183H191L192 185H191ZM199 183H200V182H198V184H199ZM202 183H203V180H202ZM212 183H213V182H212ZM212 183H211V184H212ZM216 183H215V181H214L213 184L217 185ZM223 183H224V182H223ZM236 183H237V182H236ZM256 183H257V182H256ZM2 184H3V183H2ZM20 184H21V183H20ZM71 184H72V183H71ZM93 184H94V183H93ZM109 184H110V182H109ZM135 184H136V183H135ZM141 184H142V182H141ZM153 184H154V182H153ZM168 184H169V183H168ZM173 184H174V183H173ZM180 184H181V183H180ZM180 184L177 183V184H175V185H178L177 187H179ZM182 184H183V183H182ZM195 184H196V186H197V183H195ZM203 184H204V183H203ZM207 184H208V183H207ZM207 184H204V185H207ZM231 184H233V183H231ZM238 184H239V182H238ZM248 184H249V183H248ZM252 184H253V183H252ZM10 185H11V184H10ZM14 185H15V184H14ZM14 185H13V186H14ZM32 185H34V184H32ZM76 185H77V183H76ZM81 185H82V184H81ZM83 185H84V184H83ZM87 185H88V184H87ZM148 185H149V184H148ZM171 185H172V184H171ZM175 185H174V186H175ZM200 185H201V184L198 185L199 187L197 186L198 189L201 188V187H203V186H200ZM208 185H209V184H208ZM208 185H207V186H208ZM215 185H214V186L212 185L213 189H214ZM242 185H243V184H242ZM263 185H264V184H263ZM2 186H4V185H2ZM85 186H86V185H85ZM142 186H145V185H142ZM161 186H162V185H159V187H161ZM174 186H172V187H174ZM181 186H184V185H181ZM181 186H180V187H181ZM209 186H210V185H209ZM224 186H226V185H224ZM232 186H233V185H232ZM7 187H8V186H7ZM10 187H11V186H10ZM10 187H9V188H10ZM14 187H15V186H14ZM18 187H19V186H18ZM25 187H27V186H25ZM32 187H33V186H32ZM34 187H36V186L34 185ZM42 187H43V186H42ZM124 187H126V186H124ZM149 187H150V186H148V188H149ZM180 187H179V188H180ZM187 187H186V188H187ZM193 187H194V186H193ZM197 187H196V188H197ZM212 187H211V189H212ZM216 187H217V186H216ZM219 187H220V186H219ZM238 187H239V186H238ZM254 187H255V186H254ZM261 187H262V186H261ZM47 188H48V187H47ZM57 188H59V187H57ZM121 188H122V187H121ZM121 188H120V189H121ZM132 188H133V187H132ZM134 188H135V187H134ZM157 188H158V186H157ZM169 188H170V187H169ZM175 188H176V187H175ZM179 188H178V189H179ZM189 188H190V187H189ZM189 188H188V191H183L182 193H184V192H186V193H187V192L190 193L189 190H190L191 188H190V189H189ZM204 188H208V187L205 186ZM204 188H203V189H204ZM217 188H218V187H217ZM34 189H35V188H34ZM146 189H147V188H146ZM176 189H177V188H176ZM181 189H185V188L183 187V188H181ZM181 189H180V190H181ZM194 189H195V187H194ZM203 189H202V190H203ZM213 189L210 190V189L208 188V189H206L205 191L209 192V190H210V191H215V193H216V190H218V189H214V190H213ZM221 189H222V187H221ZM241 189H242V188H241ZM257 189H258V188H257ZM5 190H6V189H5ZM16 190H18V189H16ZM26 190H27V189H26ZM36 190H38V189H36ZM52 190H54V189H52ZM135 190H136V189H135ZM144 190H145V189H144ZM147 190H148V189H147ZM173 190H174V189H173ZM185 190H187V189H185ZM195 190H196V189H195ZM195 190H191V191H193L192 194H194V196H195L196 192L199 193L198 195H201L200 191H196V192H195ZM225 190H226V189H225ZM230 190H231V189H230ZM237 190H239V189H237ZM7 191H8V190H7ZM34 191H35V190H34ZM66 191H67V190H66ZM102 191H103V189H102ZM117 191H119V190H117ZM133 191H134V190H133ZM137 191H138V190H137ZM139 191H140V190H139ZM160 191H163V190L160 188ZM160 191H158V192H160ZM164 191H165V190H164ZM205 191H204V194H205ZM226 191H227V190H226ZM228 191H229V190H228ZM249 191H250V190H249ZM17 192L20 193V191H17ZM35 192H36V191H35ZM38 192H39V191H38ZM43 192H44V191H43ZM54 192H55V191H54ZM122 192H123V191H122ZM141 192H142V191H141ZM158 192H157V193H158ZM194 192H195V193H194ZM241 192H242V191H241ZM255 192H256V191H255ZM21 193H22V192H21ZM24 193H25V192H24ZM24 193H23V194H24ZM39 193H40V192H39ZM131 193H132V192H131ZM166 193H167V192H166ZM179 193H180V191H179ZM209 193H210V192H209ZM215 193H214V194L211 193V194L215 195ZM218 193H219V191H218ZM218 193H216V194H218ZM236 193H237V192H236ZM10 194H11V193H10ZM13 194H14V193H13ZM40 194H41V193H40ZM54 194H55V193H54ZM54 194H53V195H54ZM68 194H69V193H68ZM77 194H78V193H77ZM122 194H123V193H122ZM152 194H153V193H152ZM161 194H162V193H161ZM161 194H160V195H161ZM219 194H220V193H219ZM227 194H228V193H227ZM8 195H9V194H8ZM26 195H29V194L27 193ZM26 195L24 196L25 201H26V199L29 200V199L31 198V197L29 198V197L26 196ZM36 195H37V194H36ZM36 195H35V196H36ZM94 195H96V194H94ZM98 195H99V194H98ZM101 195H102V194H101ZM105 195H106V194H105ZM114 195H115V194H114ZM129 195H130V194H129ZM131 195H132V194H131ZM133 195H134V194H133ZM147 195H148V194H147ZM158 195H159V194H158ZM171 195H172V194H171ZM173 195H174V194H173ZM182 195H183V194H182ZM182 195L179 196V197H182ZM184 195H185V194H184ZM190 195H191V194H190ZM196 195H197V194H196ZM255 195H256V194H255ZM43 196H44V195H43ZM66 196H67V195H66ZM86 196H87V195H86ZM124 196H125V195H124ZM163 196H164V195H162V197H163ZM167 196H168V195H167ZM177 196H178V195H177ZM229 196H230V195H229ZM10 197H11V196H10ZM10 197H9V198H10ZM12 197H13V196H12ZM17 197H18V196H17ZM17 197H16V198H17ZM27 197H28V198H27ZM87 197H88V196H87ZM103 197H104V196H103ZM143 197H144V196H143ZM146 197H147V196H146ZM150 197H151V196H150ZM173 197H174V196H173ZM186 197H189L191 200H192V198H193V199H196L197 201L199 200L198 198H200L199 196L196 198V196H195V197H192V196H189L188 194H186ZM219 197H221V196H219ZM259 197H260V196H259ZM13 198H14V197H13ZM24 198H23V196H22V199H24ZM32 198H33V197H32ZM44 198H45V197H44ZM74 198H75V197H74ZM91 198H92V197H91ZM96 198H97V197H96ZM136 198H137V197H136ZM153 198H154V197H153ZM169 198H170V196H169L167 199H169ZM171 198H172V197H171ZM231 198H232V197H231ZM6 199H7V198H6ZM10 199H11V198H10ZM157 199H158V198H157ZM161 199H162V198H161ZM172 199H173V198H172ZM172 199H170V200H172ZM174 199H175V198H174ZM178 199H179V198H178ZM181 199H182V198H181ZM181 199H180V200H181ZM185 199H186V198H185ZM185 199H184V205H183V204H179V205L177 206V211L175 210V211H176V214H175V215L173 214V215L176 217L177 222L180 223L181 226L183 225L182 228L184 227L185 232H186V234H185V235H186V238H185L186 240L183 239V238H184L183 236H180L181 239L178 238L180 242H181V241H182V242H185V241H186V244H187V246H188V249H187L186 247H183L184 245H182V244H181V246H182L183 248H186L187 251H188V254L191 255V258H190V257L185 258V259L187 260V262H185V264H186V263L188 264L189 262H190V264H222V260L224 261V258H222V255H221V251H223V250H221L222 248L219 247L220 250H221V251H220L219 248H217L218 246H215V244H211V241H209V239H206V238H208V237H207L208 235H207V236L204 235V234H206V233L209 232V231H208L209 229H208V230H204V231H208V232L203 233V231H201V230H202V226H200V225H202V224H201V220H203V219H206V220H207L208 223H207V222H205V223H206L207 225H208V224H209V225H208V226L206 225V226H205V227H206L205 229H207V227H210V232H211L212 230L214 231V229L216 228V226H218V228L222 226V223H223V222H221V225L219 224L220 221H219L218 224H216V223L213 222V221L216 219V217L212 219V217H213L212 212H213V211L210 210V205H209V204L212 203V202H214V201H212V198H211V201L208 199L210 202H209V201L206 202L205 198L202 197V195H201V199H204V202H203V200H202V202H200V204H198V205L200 206V207H199L200 209H198V210H200V211H197V210H195V208H194V210H193V209H190V207H191L192 205H195V204H192V205H190V206H189V204H188V203L191 204V202L196 201V200H192V201L190 202V199L187 198L186 200H187V201L189 200V202L187 203L188 205H186V203H185ZM217 199H219V198H217ZM40 200H41V199H40ZM53 200H54V199H53ZM96 200H97V199H96ZM96 200H95V201H96ZM117 200H118V199H117ZM131 200H133V199H131ZM144 200H145V197H144ZM148 200H149V199H148ZM151 200H152V199H151ZM154 200H155V199H154ZM163 200H164V199H163ZM175 200H176V199H175ZM180 200H179V201H180ZM225 200H226V199H225ZM257 200H258V199H257ZM18 201H19V200H18ZM90 201H91V200H90ZM92 201H93V200H92ZM115 201H116V200H115ZM199 201H200V200H199ZM199 201H198V202H199ZM216 201H217V200H216ZM245 201H246V200H245ZM15 202H16V201H15ZM86 202H87V201H86ZM93 202H94V201H93ZM105 202H106V201H105ZM117 202H118V201H117ZM123 202H124V201H123ZM171 202H172V201H171ZM173 202H174V201H173ZM198 202H197V203H198ZM208 202H209V203H208ZM235 202H236V201H235ZM260 202H261V201H260ZM27 203H28V202H27ZM27 203H26V204H27ZM89 203H90V202H89ZM106 203H107V202H106ZM131 203H132V202H131ZM133 203H134V202H133ZM135 203H136V202H135ZM194 203H195V202H194ZM214 203H215V202H214ZM244 203H245V202H244ZM85 204H86V203H85ZM90 204H91V203H90ZM107 204H108V203H107ZM138 204H139V203H138ZM148 204H149V203H148ZM152 204H153V203H152ZM163 204H164V203H163ZM172 204H173V203H172ZM175 204H176V203H175ZM215 204H216V203H215ZM257 204H258V203H257ZM79 205H80V204H79ZM124 205H125V204H124ZM140 205H141V204H140ZM150 205H151V204H150ZM153 205H154V204H153ZM211 205H212V204H211ZM225 205H226V204H225ZM236 205H237V204H236ZM249 205H250V203H249ZM253 205H254V204H253ZM45 206H46V204H45ZM53 206H54V205H53ZM66 206H67V205H66ZM73 206H74V205H73ZM118 206H119V204H118ZM129 206H130V205H129ZM131 206H132V204H131ZM133 206H134V205H133ZM141 206H142V205H141ZM141 206H140V207H141ZM145 206H146V205H145ZM167 206H168V205H167ZM188 206H189V207H188ZM196 206H197V205H196ZM212 206H214V204H213ZM222 206H223V205H222ZM64 207H65V205H64ZM94 207H95V206H94ZM116 207H117V206H116ZM120 207H121V206H120ZM136 207H137V206H136ZM154 207H155V205H154ZM156 207H157V206H156ZM159 207H160V206H159ZM168 207H169V206H168ZM168 207H167V208H168ZM173 207H174V206H173ZM173 207H172V209H173ZM193 207H195V206H193ZM193 207H192V208H193ZM239 207H240V206H239ZM243 207H244V206H243ZM258 207H259V206H258ZM260 207H262V206H260ZM8 208H9V207H8ZM21 208H22V207H21ZM26 208H27V207H26ZM38 208H39V207H38ZM174 208H175V207H174ZM197 208H198V207H197ZM197 208H196V209H197ZM4 209H6V208H4ZM13 209H14V207H13ZM47 209H48V208H47ZM160 209H161V208H160ZM169 209H170V208H169ZM175 209H176V208H175ZM239 209H240V208H239ZM242 209H243V208H242ZM246 209H247V208H246ZM8 210H9V209H8ZM15 210H16V208H15ZM24 210H25V209H24ZM33 210H34V209H33ZM35 210H36V208H35ZM110 210H111V209H110ZM132 210H133V209H132ZM136 210H137V209H136ZM139 210H140V209H139ZM148 210H149V209H148ZM166 210H167V209H166ZM209 210H210V211H209ZM227 210H229V209H227ZM27 211H28V210H27ZM59 211H60V210H59ZM123 211H124V210H123ZM129 211H130V210H129ZM143 211H145V210H143ZM146 211H147V209H146ZM170 211H171V209H170ZM194 211H196V212H194ZM229 211H230V210H229ZM236 211H237V210H236ZM249 211H251V210H249ZM10 212H11V211H10ZM13 212H15V211H13ZM41 212H42V210H41ZM55 212H56V211H55ZM78 212H80V211H78ZM94 212H95V211H94ZM108 212H109V211H108ZM120 212H121V211H120ZM172 212H173V211H172ZM197 212H199V213H201V214H198ZM241 212H242V211H241ZM254 212H255V211H254ZM259 212H260V211H259ZM50 213H51V212H50ZM117 213H118V211H117ZM135 213H136V212H135ZM157 213H158V212H157ZM196 213H197L198 216H199V215H203V219H202V217H201V219L198 218V217H195V218H198V219H196V220L200 221V225H199V223H197V222L194 221V215H195ZM233 213H234V211H233ZM27 214H28V213H27ZM32 214H33V213H32ZM76 214H78V213H76ZM76 214H75V215H76ZM110 214H111V213H110ZM121 214H122V213H121ZM124 214H125V213H124ZM158 214H161V213H158ZM162 214H164V213H162ZM162 214H161L160 216H162ZM238 214H239V213H238ZM240 214H241V213H240ZM257 214H258V213H257ZM261 214H262V213H261ZM140 215H142V214H140ZM166 215H167V214H165V216H166ZM197 215H196V216H197ZM215 215H216V214H215ZM253 215H254V214H253ZM11 216H12V215H11ZM66 216H67V215H66ZM143 216H144V215H143ZM160 216H159V217H160ZM163 216H164V215H163ZM168 216H169V215H168ZM220 216H221V215H220ZM222 216H224V215H222ZM225 216H226V215H225ZM232 216H233V215H232ZM235 216H236V215H235ZM18 217H19V216H18ZM38 217H39V216H38ZM38 217H37V218H38ZM77 217H78V215H77ZM79 217H80V216H79ZM79 217H78V218H79ZM159 217H158V220H159ZM226 217H227V216H226ZM259 217H260V216H259ZM261 217H262V216H261ZM2 218H3V217H2ZM33 218H34V217H33ZM160 218L162 219V217H160ZM164 218H165V217H164ZM164 218L162 219V221L166 219L165 222H167V218H165V219H164ZM230 218H231V217H230ZM257 218H258V217H257ZM40 219H41V218H40ZM40 219H39V222H40ZM74 219H75V218H74ZM86 219H87V217H86ZM146 219H148V218H146ZM161 219L159 220L160 222H162ZM199 219H200V220H199ZM217 219H219V218H217ZM221 219H222V217H221ZM233 219H234V218H233ZM251 219H252V218H251ZM0 220H1V219H0ZM7 220H8V219H7ZM80 220H81V219H80ZM92 220H93V219H92ZM111 220H112V219H111ZM168 220L170 221V220H171V217H170ZM240 220H241V219H240ZM240 220H239V221H240ZM242 220H243V219H242ZM258 220L260 221L261 219H258ZM14 221H15V220H14ZM33 221H34V220H33ZM33 221H32V222H33ZM45 221H46V220H45ZM48 221H49V220H48ZM51 221H52V220H51ZM63 221H64V219H63ZM143 221H144V220H143ZM149 221H151V219H150ZM153 221H154V220H153ZM153 221H152V222H153ZM173 221H174V220H173V218H172V220H171V224H172L173 226H176V225H177V224H176L177 222L175 223V224H176V225H175V224L172 223ZM204 221H205V220H203L202 222H204ZM215 221H216V220H215ZM217 221H218V220H217ZM221 221H222V220H221ZM247 221H249V220H247ZM255 221H256V220H255ZM46 222H47V221H46ZM65 222H66V221H65ZM70 222H71V221H70ZM105 222H106V221H105ZM249 222H250V221H249ZM262 222H263V221H262ZM37 223H38V222H37ZM44 223H45V222H44ZM50 223H52V222H50ZM101 223H102V222H101ZM113 223H114V222H113ZM141 223H142V222H141ZM205 223L203 224V226L205 225ZM234 223H235V222H234ZM20 224H21V223H20ZM23 224H24V223H23ZM34 224H35V223H34ZM41 224H42V223H41ZM45 224H46V223H45ZM93 224H94V223H93ZM142 224H143V223H142ZM236 224H237V223H236ZM56 225H57V224H56ZM59 225H60V223H59ZM114 225H115V223H114ZM114 225H113V226H114ZM126 225H127V224H126ZM133 225H134V224H133ZM138 225H139V224H138ZM154 225H155V224H154ZM154 225H153V226H154ZM162 225H163V224H162ZM223 225H224V224H223ZM21 226H22V225H21ZM38 226H39V225H38ZM46 226H48V225H46ZM71 226H72V225H71ZM93 226H94V225H93ZM105 226H106V225H105ZM107 226H108V224H107ZM117 226H118V225H117ZM123 226H124V224H123ZM163 226H164V228H166L165 225H163ZM166 226H170V225L167 224ZM173 226L169 227V229H170V228H173ZM177 226H178V225H177ZM247 226H248V225H247ZM251 226H252V225H251ZM0 227H1V226H0ZM17 227H18V226H17ZM50 227H51V226H50ZM75 227H76V226H75ZM82 227H83V226H82ZM85 227H86V225H85ZM135 227H136V226H135ZM160 227H161V226H160ZM222 227L224 228V226H222ZM44 228H45V227H44ZM100 228H101V227H100ZM110 228H111V227H110ZM112 228H113V227H112ZM124 228H125V227H124ZM138 228H139V227H138ZM164 228H163V229H164ZM167 228H168V227H167ZM203 228H204V227H203ZM218 228H216L215 230H217ZM14 229H15V228H14ZM14 229H13V231H14ZM55 229H56V228H55ZM57 229H58V228H57ZM102 229H103V228H102ZM106 229H107V228H106ZM106 229H105V230H106ZM175 229H176V228H175ZM4 230H6V228H5ZM34 230H35V229H34ZM43 230H44V229H43ZM66 230H67V229H66ZM81 230H82V229H81ZM100 230H101V229H100ZM120 230H121V229H120ZM127 230H129V229H127ZM164 230H166V229H164ZM218 230H219V229H218ZM61 231H62V230H61ZM174 231H176V230H174ZM178 231H181V230H178ZM213 231H212V233L215 234V232H213ZM237 231H238V230H237ZM14 232H15V231H14ZM49 232H51V231H49ZM87 232H88V231H87ZM117 232H118V231H117ZM119 232H120V231H119ZM155 232H156V231H155ZM163 232H164V231H163ZM163 232H162V233H163ZM210 232H209V233H210ZM216 232H217V231H216ZM218 232H219V231H218ZM218 232H217V233H218ZM220 232H221V231H220ZM222 232H223V231H222ZM232 232L234 233V231H232ZM239 232H240V231H239ZM239 232H238V233H239ZM26 233H27V232H26ZM28 233H29V232H28ZM47 233H48V232H47ZM68 233H69V232H68ZM70 233H71V232H70ZM98 233H99V232H98ZM132 233H133V232H132ZM165 233H167V232H165ZM173 233H174V232H173ZM175 233H176V232H175ZM217 233H216V235H217ZM228 233H229V232H228ZM238 233H237V234H238ZM253 233H254V232H253ZM23 234H25V233H23ZM29 234H30V233H29ZM48 234H49V233H48ZM65 234H66V232H65ZM90 234H91V233H90ZM103 234H104V233H103ZM150 234H151V233H150ZM182 234H183V233H182ZM214 234H213L212 236H215ZM221 234H222V233H221ZM235 234H236V233H235ZM10 235H11V234H10ZM20 235H21V234H20ZM63 235H64V234H63ZM82 235H83V234H82ZM91 235H92V234H91ZM117 235H118V234H117ZM124 235H125V234H124ZM133 235H136V234L134 233ZM159 235H160V233H159ZM166 235L168 236V233H167ZM219 235H220V234H219ZM219 235H218V236H219ZM241 235H242V234H241ZM14 236H15V235H14ZM29 236H30V235H29ZM31 236H32V234H31ZM53 236H54V235H53ZM60 236H61V235H60ZM77 236H78V235H77ZM175 236H176V235H175ZM204 236H206V238H205ZM243 236H244V235H243ZM246 236H247V235H246ZM7 237H8V236H7ZM16 237H17V236H16ZM21 237H22V236H21ZM44 237H45V236H44ZM103 237H104V236H103ZM103 237H102V238H103ZM129 237H130V236H129ZM147 237H148V236H147ZM173 237H174V236H173ZM182 237H183V238H182ZM231 237H232V236H231ZM248 237H249V235H248ZM0 238H1V237H0ZM8 238H9V237H8ZM28 238H29V237H28ZM32 238H33V237H32ZM51 238H52V236H51ZM112 238H113V237H112ZM127 238H128V237H127ZM148 238H149V237H148ZM170 238H171V237H170ZM241 238H242V237H241ZM10 239H11V238H10ZM38 239H40V238L38 237ZM43 239H44V238H43ZM159 239H160V238H159ZM175 239H177V236H176ZM178 239H177V240H178ZM182 239H183L184 241H183ZM213 239H214V238H213ZM235 239H236V238H235ZM34 240H35V239H34ZM59 240H60V239H59ZM68 240H70V239H68ZM145 240H146V239H145ZM11 241H12V240H11ZM15 241H16V240H15ZM22 241H23V240H22ZM35 241H36V240H35ZM37 241H38V240H37ZM40 241H41V240H40ZM62 241H63V240H62ZM93 241H94V240H93ZM95 241H96V240H95ZM135 241H136V239H135ZM150 241H151V240H150ZM160 241H161V240H160ZM160 241H159V242H160ZM169 241L172 243V240H169ZM173 241H174V240H173ZM216 241H217V240H216ZM222 241H223V240H221V242H222ZM233 241H234V240H233ZM31 242H33V241H31ZM41 242H42V241H41ZM41 242H40V243H41ZM90 242H91V241H90ZM131 242H132V241H131ZM136 242H137V241H136ZM143 242H144V241H143ZM153 242H154V241H153ZM166 242H167V241H166ZM231 242H232V241H231ZM241 242H242V241H241ZM258 242H259V241H258ZM23 243H24V242H23ZM45 243H46V242H45ZM63 243H64V242H63ZM65 243H67V242H65ZM82 243L84 244V242H82ZM106 243H107V242H106ZM112 243H113V242H112ZM150 243H151V242H150ZM161 243H162V242H161ZM167 243H168V242H167ZM177 243H178V242H177ZM177 243H176V244H177ZM222 243H224V242H222ZM236 243H237V242H236ZM36 244H37V243H36ZM41 244H42V243H41ZM52 244H53V243H52ZM67 244H68V243H67ZM73 244H74V243H73ZM73 244H72V245H73ZM83 244H82V245H83ZM109 244H110V243H109ZM216 244H217V243H216ZM227 244H228V243H227ZM42 245H44V244H42ZM53 245H54V244H53ZM61 245H62V244H61ZM102 245H103V244H102ZM104 245H105V244H104ZM104 245H103V246H104ZM143 245H144V244H143ZM217 245H218V244H217ZM221 245H222V244H221ZM46 246H48V245H46ZM76 246H77V245H76ZM88 246H89V245H88ZM148 246H149V245H148ZM161 246H162V245H161ZM231 246H232V245H231ZM255 246H256V245H255ZM261 246H262V245H261ZM67 247H68V246H67ZM92 247H93V246H92ZM144 247H145V246H144ZM153 247H154V246H153ZM159 247H160V246H159ZM169 247H170V246H169ZM182 247H181V248H182ZM228 247H229V246H228ZM236 247H237V246H236ZM42 248H44V247H42ZM42 248H41V249H42ZM56 248H57V247H56ZM58 248H59V247H58ZM63 248H64V247H63ZM74 248H75V247H74ZM87 248H88V247H87ZM93 248H95V247H93ZM97 248H98V247H97ZM119 248H120V247H119ZM128 248H129V247H128ZM130 248H131V247H130ZM157 248H158V247H157ZM164 248H165V247H164ZM179 248H180V247H179ZM259 248H260V247H259ZM261 248H263V247H261ZM28 249H29V248H28ZM64 249H65V248H64ZM82 249H83V248H82ZM120 249H121V248H120ZM165 249H166V248H165ZM172 249H173V248H172ZM238 249H239V248H238ZM242 249H243V248H242ZM72 250H73V249H72ZM177 250H178V249H177ZM224 250H225V249H224ZM263 250H264V249H263ZM9 251H10V250H8V247H7V245H6L5 239H4L3 241L0 239V264H5V263H7L6 261H7V259L9 258V257H8V252H9ZM26 251H27V250H26ZM47 251H48V250H47ZM78 251H79V250H78ZM112 251H113V250H112ZM128 251H129V250H128ZM175 251H176V250H175ZM175 251H174V252H175ZM181 251H182V250H181ZM184 251H185V250H184ZM233 251H234V250H233ZM41 252H42V251H41ZM41 252H40V253H41ZM55 252H56V251H55ZM55 252H54V253H55ZM65 252H66V251H65ZM72 252H73V251H72ZM74 252H75V251H74ZM98 252H99V251H98ZM98 252H97V253H98ZM100 252H101V251H100ZM107 252H108V251H107ZM107 252H106V253H107ZM113 252H115V251H113ZM151 252H152V251H151ZM189 252H190L191 254H190ZM43 253H44V252H43ZM59 253H60V252H59ZM68 253H69V252H68ZM158 253H159V252H158ZM222 253H223V252H222ZM225 253H226V252H225ZM9 254H10V253H9ZM34 254H35V253H34ZM70 254H71V253H70ZM81 254H82V253H81ZM91 254H92V253H91ZM161 254H162V253H161ZM161 254H159V255H161ZM168 254H169V253H168ZM174 254H175V253H174ZM174 254H173V255H174ZM179 254H180V253H179ZM179 254H178V256H179ZM223 254H224V253H223ZM29 255H30V254H29ZM29 255H28V256H29ZM45 255H46V254H45ZM62 255H63V254H62ZM71 255H72V254H71ZM77 255H78V253H77ZM46 256H47V255H46ZM68 256H70V255H68ZM91 256H92V255H91ZM94 256H95V255H94ZM106 256H107V255H106ZM163 256H164V255H163ZM170 256H171V255H170ZM178 256H177V258H179ZM224 256H225V255H223V257H224ZM22 257H24V256H22ZM37 257L39 258V256H37ZM184 257H186L185 254H184ZM259 257H260V256H259ZM46 258H47V257H46ZM65 258H66V257H65ZM81 258H82V257H81ZM81 258H80L79 260H82ZM126 258H127V257H126ZM130 258H131V257H130ZM166 258H167V257H166ZM166 258H165V259H166ZM177 258H176V259H177ZM182 258H183V254H182ZM189 258H190V260H188ZM226 258H228V257H226ZM226 258H225V259H226ZM233 258H234V257H233ZM19 259H20V258H19ZM21 259H22V258H21ZM41 259H42V258H41ZM43 259H44V258H43ZM70 259H71V258H70ZM159 259H160V258H159ZM159 259H158V260H159ZM183 259H184V258H183ZM231 259H232V258H231ZM247 259H248V258H247ZM16 260H17V258H16ZM30 260H31V259H30ZM119 260H120V259H119ZM166 260H167V259H166ZM171 260H172V259H171ZM180 260H181V259H180ZM186 260H185V261H186ZM232 260H233V259H232ZM181 261H182V260H181ZM253 261H254V260H253ZM37 262H38V261H37ZM54 262H55V261H54ZM70 262H71V261H70ZM76 262H77V261H76ZM89 262H90V261H89ZM89 262H88V263H89ZM109 262H110V261H109ZM158 262H159V261H158ZM161 262H162V261H161ZM230 262H231V261H230ZM14 263H15V262H14ZM48 263H49V262H48ZM57 263H58V262H57ZM64 263H65V262H64ZM64 263H63V264H64ZM83 263H84V261H83ZM176 263L178 264V262H176ZM183 263H184V262H183ZM231 263H232V262H231ZM236 263H237V262H236ZM236 263H235V264H236ZM250 263H251V262H250ZM7 264H9V263H7ZM19 264H20V263H19ZM41 264H42V263H41ZM75 264H76V263H75ZM79 264H80V263H79ZM93 264H94V263H93ZM97 264H98V263H97ZM180 264H181V263H180ZM251 264H252V263H251Z\"/></svg>","mask_w":264,"mask_h":264}]
</instances>
